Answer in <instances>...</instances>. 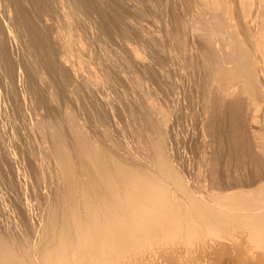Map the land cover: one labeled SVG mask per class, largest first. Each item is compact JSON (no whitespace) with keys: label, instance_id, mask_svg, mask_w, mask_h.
I'll list each match as a JSON object with an SVG mask.
<instances>
[{"label":"rangeland","instance_id":"1","mask_svg":"<svg viewBox=\"0 0 264 264\" xmlns=\"http://www.w3.org/2000/svg\"><path fill=\"white\" fill-rule=\"evenodd\" d=\"M59 1L64 6H66L65 10L67 12V9H68L67 13L70 16H72L71 17L72 20L74 21V19H75V21H74L75 23L73 22V24H75V25L72 28L73 30L71 31V34H72L71 36L75 39L74 34L77 33L76 38H78L79 40L76 39V41L78 40L77 42L79 43L78 44L79 48H81L80 46H82L83 48L85 47V49H88L87 51L85 49L82 50L83 48L78 50V53L80 54L79 58L82 55L81 59H80V62H82V63L79 65V67L81 68L80 71L82 72L84 70L86 73L84 71L82 73H85V75L89 74V72H87V71H90V74L93 73L92 75L96 78L97 82H99V83H98V86H95L91 83V81L87 77H83V76H79V75L73 77L72 76L73 75L72 69H69V68H72V66L69 63L65 64L64 62H62L60 58L58 59V55H57L58 48L55 46V44L53 43L51 38H49L48 41H42L40 39V41L38 42V41H33V39L30 37V35H28V37H25V34H30V33H27L28 31L31 32L32 34L35 33L34 30L36 31V29H39V27H38L39 23H41L40 27H43V25L46 23L43 19L41 20V22H39V19H38V17H39L38 10L43 7V1L42 0H20V2H19V0L13 1V5H15L17 7V11L20 12V8L21 7L23 8L24 11H23L22 15L24 17L26 16V18L30 20V23L28 26L23 25L21 23L20 27H18V28H12L10 26L9 27L10 32L5 28H4L5 29L4 32L0 31V190H1L0 191V237L2 239H4L7 243L11 242V243H8V245L11 244L9 246H11L12 250L15 253L17 252L16 254L18 255L19 259L24 260L23 261L24 263L26 262L25 264H31L32 262L35 264L36 261H37L36 264H41L40 259L42 257V254H39V253L44 254L50 248L53 249V247L57 243L56 241H58V239H59L56 237H59V235L61 234L60 232L62 231V229H60V228H62L61 226L63 224L62 219H61V221L58 219L59 223L57 222V219H55L56 223L54 222L50 226L51 218H52L51 217L52 214L50 213V211L52 208L54 209V207H53L54 205L58 204L61 192L64 191V187H65L64 176L62 175L63 174V171H62L63 166L61 165V158H66L65 159L66 164L70 163V165L68 164L69 166L65 164V168H67L68 170H71V171L74 170V171H72L73 175L75 176L74 181H75L76 186H79L80 185L79 181L82 178V176L80 174L85 173L87 168H84V165H85V163H87L89 161L88 160L89 158L87 156H84V152L86 150V147H88V149L95 147L96 152H99L100 155H99V153H97V154L101 157L102 160H104V162H105L104 166L106 169H110L115 163H118L126 169L134 168V169L144 170V171L154 173L157 169L154 167V169H156V170H154L153 166L150 167L149 165L153 162L155 156L159 157V156L163 155L164 157H166L165 159H167V161L169 162L168 164H170L169 165L170 168H173V171L176 174L178 173L177 176L179 174L181 175V177L183 179L180 177V175L178 176L180 182H182L181 180H183L182 185L185 184L184 187H186V189L188 188L187 190H189L190 192H192V191H193L192 193H196V191L199 192V188H201V191L203 192L202 194L206 198H209V199L214 197V196L217 197V195L222 196V195H224L223 193H231V194L234 193L233 195L237 196L239 199L236 198V201H237L236 204L233 203L234 206H232V207H233V209L235 208V210H233V209L230 210L233 215H230V217L220 220L218 222L219 224L213 223V224H210V226L204 225V227H203V225H200L196 229L197 233L195 232L194 235H191L193 233H190V234L189 233H183V234H180L179 236H177L176 238L171 239L172 241L169 239H164L161 236H157V235L152 236V235L146 234L144 236H140V238L137 239L138 241L136 240V244H132L133 246L132 245L125 246L124 249H126V250H125V252L123 251L124 253L123 252L115 253L116 256H115V254H113V256L110 258L101 257L99 259H96L94 263L105 264V262H106V264H111V263L112 264H114V263L120 264V262L127 260L128 264H264V246H263L264 245V236H263L264 235V232H263L264 231V221L262 223L261 222L259 223L260 224L259 229H258L259 231L256 232L258 235H255V236L252 235L253 227L251 226V225L257 224V221L261 220L262 216H264V212L262 211V210H264L262 208V207H264L263 206L264 205V203H263L264 202V188H263L264 187V185H263L264 184V166H263V164H264V156H263L264 155V99H263L264 98V93H263L264 89H261V88H264V75H262L264 72V64H263L264 61H262V59L264 60V53H263L264 52V46H263L264 35L262 37V34L264 32L263 27H262L263 32L261 31V26L264 23V19H263L264 18V0H261V1L260 0H237V1H235V0H222V1L221 0H219V1L218 0H202V1L201 0H185V1H183V0H164V1L163 0H154V1L147 0L146 1V0H144V3H142L143 0H136V1L135 0H98V1L92 0L93 2H95V1L101 2L102 1V3H103L102 7H104V9H103L104 13H103L102 17L104 20L102 19V17H100L99 13H97L94 9H91V8L88 9L87 8L88 10H92L93 13H91V11H87V9L82 7V6L78 5V7H77V5L73 2L74 0H59ZM63 1L68 2V4L66 3L67 5H65V3H63ZM103 1H105V2H103ZM130 1H131V3H130ZM168 2H170V3H168ZM217 2H219V3H217ZM238 2H240V3H238ZM104 3H106V4H104ZM230 3H232V4H230ZM11 4L7 0H0V22L4 25V27L8 23V21L10 20V17L13 16V14H14L13 11L11 12V10H13V7ZM251 4H252V6H251ZM74 5H76V7ZM150 5H151V7H150ZM118 6H119V9L121 7L122 8L119 10L116 8ZM138 6H139V8H138ZM220 6L222 9L220 8ZM8 7L11 9L9 11L11 13H9V14L6 13L7 11H5V8L9 9ZM70 7L71 8L75 7L77 9H74V11H73V10H71ZM110 7L112 9H110ZM83 8L86 10H83ZM133 8L136 10H134ZM218 8L220 10H218ZM113 9H116V10H113ZM127 9L129 12L127 11ZM138 9H140V10H138ZM110 11L111 12L114 11V13L113 12L110 13ZM119 11H120V13H119ZM219 11H220V13H219ZM116 12L119 13V16ZM238 13H239V15H238ZM248 13H250V14L248 15ZM20 14H21V12H20ZM112 14H114L115 16L113 17ZM116 14H117V16H116ZM131 14H132V16H131ZM74 15H76V16L74 17ZM133 15H135V16H133ZM170 15H172V16H170ZM152 16H153V18H152ZM223 16H225V17H223ZM73 17H74V19H73ZM77 17H79V18H77ZM112 17L113 18L121 17V19L123 20V23L125 22L126 24L124 23L125 24L124 25L122 23L123 28H121L122 24L120 25V28H119L118 26H116L115 24L110 22V21H113ZM92 18H95V19H92ZM144 18L145 19L147 18V19L145 20ZM242 18H243V20H242ZM79 19H81V20L79 21ZM85 19H86V21H85ZM191 19H193V20H191ZM260 19L262 20V22ZM215 20H219V21L217 22ZM231 20H233V21H231ZM103 21H106V23L109 22V23H107L108 25L112 24L113 26H116L118 28H116V27L114 28L112 25H110V26H112V28L110 27L112 29L110 34L108 32H104L102 30V26L104 24ZM237 21H239V22H237ZM200 23H202V24H200ZM176 24H178V25L176 26ZM232 25H235V26H232ZM249 25H251V26H249ZM75 26H77V27H75ZM152 27H154V28H152ZM136 28H139V29H136ZM148 28H150V29H148ZM213 28L214 29L216 28V30H214ZM235 28H236V30H235ZM255 28H256V30H255ZM75 29L78 30V32L73 33L74 31H76ZM153 29H155V30H153ZM120 30L121 31L123 30V31L121 32ZM157 30H158V32H157ZM165 30H166V32H165ZM219 30H220V33H219ZM227 30H228V32H227ZM116 31H118V32H116ZM126 31H127V33H125ZM99 32L100 33L102 32L101 35ZM123 32H124V34H122ZM152 32H154V33L152 34ZM212 32H213V34H212ZM260 32L262 33L261 36H260ZM131 33H132V35H131ZM142 33L145 36H143ZM256 33L257 34L259 33V34L257 35ZM121 34H122V36H121ZM126 34H128V36ZM138 34H140V35H138ZM146 34H147V36H146ZM158 35H160V36H158ZM164 35H165V37H164ZM206 35H208V36H206ZM148 36L149 37L151 36V38H149ZM190 36H191V38H190ZM83 37H84V39H83ZM106 37H107V39H106ZM180 37H181V39H180ZM209 37L213 41L210 40ZM122 38H124L125 41ZM154 38L157 40H155ZM222 38L225 40V42L222 40ZM251 38H252V41H251ZM260 38L263 39V42L261 41ZM28 39H29V47L25 46V41ZM135 39H137V40H135ZM148 39H149V41H147ZM109 40H110V42H109ZM229 40H231V41H229ZM103 41L105 43H103ZM150 41L152 42L153 45L156 42L158 43V44L154 45V46L157 45L156 48L153 47V45L151 44ZM159 41H161V42H159ZM259 41H261V42H259ZM86 42H87V44H85ZM122 42H124L125 44ZM226 42L229 44L227 45ZM232 42H234V43H232ZM255 42H258L259 44L257 45V43H255ZM80 43H82V45H80ZM107 43H109V44H107ZM198 43H200V44H198ZM83 44H85V46H83ZM159 44H160V46H159ZM194 44L195 45L197 44V45L195 46ZM218 44H219V46H218ZM220 44H221V46H220ZM100 45H102V46H100ZM214 45H216V46H214ZM252 45H253V47L254 46L255 47L252 48ZM121 46L122 47L124 46V47L122 48ZM233 46H234V48H233ZM133 47H134V51L136 53L138 51L140 52V53L138 52L139 56L135 52H133ZM157 47H159V48H157ZM129 48H130V51L133 52L134 54H136L137 56L133 55V53H130V51L127 52V50H129ZM201 48H203V49H201ZM231 48H233L234 50L233 49L231 50ZM223 49H224V51H223ZM227 49H228V51H227ZM253 49H257L258 51L253 50ZM262 49H263V52H262ZM76 50H77V46L73 45L72 51H76ZM216 50H218V51H216ZM236 52H237V54H236ZM81 53H83V54H81ZM90 53H91V55H90ZM140 54H141V56H140ZM213 54H216V56H213ZM222 54H223V56H222ZM253 54H254V56H253ZM87 55L88 56L90 55V56L88 57ZM225 55H226V57H225ZM117 56H119V57L122 56V57L119 58ZM230 56H231V58H230ZM235 56L237 58L234 59ZM139 57L141 58V60ZM238 57H241L240 58L241 64H238L236 62V60L239 59ZM248 57H249V59L251 57L252 58L249 60ZM117 58H119V59H117ZM158 58H160L159 59L160 61L158 60ZM171 58L173 60H171ZM217 58L219 59V61ZM222 58L225 60L226 64H225V62L222 63L223 62V60L221 61ZM226 58H228V59H226ZM260 58H261V61L259 60ZM253 59L255 60L256 63L254 62ZM123 61H125V62H123ZM137 61H139V62H137ZM250 61H252L254 63H252ZM70 62H71V64L76 65V58H72ZM219 62L222 63L220 66H219V64H220ZM145 63H146V65H145ZM258 63H261L262 65L261 66H260V64L258 65ZM129 64H132V66H130ZM81 65H83V66H81ZM162 65H164L165 67L164 66L162 67ZM84 66L86 68H82ZM127 66H130L131 68H128ZM201 66H202V68H201ZM243 66H244V68H243ZM246 66H247V68H246ZM93 67H94V69L96 68V70L92 69ZM211 67H213V68H211ZM220 67L224 68V69H220ZM132 68H134V69H132ZM203 68H204V70H203ZM175 69H177V71ZM225 69H226V72H225ZM229 69L232 70L233 76H232ZM241 70H242V72H241ZM91 71H92V73H91ZM149 71H151V72H149ZM172 71L174 74L172 73ZM220 71H221V73L225 72L223 74H225L226 76L230 73L231 77H229L230 75L227 76L228 78L225 75L220 77L219 75H223V74L219 73ZM144 73L147 74L148 76L145 75ZM95 74H97V75H95ZM234 75H236V76H234ZM191 76H193V77L190 78ZM215 76H217V77H215ZM134 77L136 80L134 79ZM248 77H250V78H248ZM98 78H99V80H98ZM160 78H162V79H160ZM167 78H170L171 80H169ZM214 78H216V79H214ZM221 78H224V79L221 80ZM218 81L219 82L221 81L220 83H222V84H219ZM223 81H224V83H223ZM255 81H256V83H254ZM135 82H137V83H135ZM233 82H235V83H233ZM248 82H249V84H248ZM139 83H140V86L138 85ZM194 83H197V84H194ZM231 83H233V84H231ZM261 83H263V84H261ZM216 84L219 86L216 87L217 86ZM227 84H230V85H227ZM237 84H238V86H236ZM152 85H153V87H152ZM262 85H263V87H262ZM176 86H177V88H176ZM134 87H135V89H134ZM229 87H232V89L230 88V90H228ZM141 88H143V89H141ZM159 88H161V90ZM165 88H167V89L165 90ZM181 88H183V89H181ZM212 88H213V90L215 88V90L213 91ZM216 88H219V90ZM220 88H223V90ZM177 89H178V91H177ZM225 90H226V94L224 93ZM232 90L234 92H232ZM160 92H162V93H160ZM200 92L202 93L201 96H200ZM227 92H228V94H227ZM212 93H214V97H215V98H213L214 100L212 99L213 101L210 100L213 97ZM148 96H150V97H148ZM181 96H182V99L184 98L183 101L181 99ZM104 97H106V98H104ZM141 97H142V100H144V99L146 100V101H143L144 104L142 101H140ZM149 98L151 100H149ZM226 98L229 100H227ZM154 99L155 100L158 99V100L155 101ZM217 99H218V101L220 100L221 102L220 101L217 102ZM222 99H225L226 101L225 100L223 101ZM233 99H234V101H233ZM262 99H263V101H262ZM147 100H149V102ZM152 100H154L153 102L155 104L152 102ZM102 101L103 102L105 101L107 103L104 102L105 104H103ZM99 102H100V104L98 105ZM150 102H152V103H150ZM190 102L192 104H190ZM197 102H198V104H197ZM216 102H217V104L220 103L221 109H219L220 107L217 108ZM91 103H92V105H91ZM94 103H95V105H94ZM182 103H184V104H182ZM40 104H42V105H40ZM106 104H107V106H105ZM93 105H94V107H93ZM145 105H149L150 108H149V106L146 107ZM208 105H209V108H208ZM142 106H144V107H142ZM235 106L238 108V110L235 108ZM261 106H263V107H261ZM107 107H108V109H107ZM138 107H139V109L141 108L140 110L138 109L139 111L137 110ZM153 107H154V109H153ZM142 108L143 109L147 108L148 110L144 109L146 111L144 113V110ZM204 108H206V111H209L210 113H208V112L206 114H205V112L203 113V111L205 110ZM207 108H208V110H207ZM35 109H36V111H35ZM94 109H95V111H93ZM149 109H150V111L156 110L157 113H159V114L161 113V115L157 114L155 111L150 112ZM157 109H159V110H157ZM214 109H217V110L219 109L218 113L216 112L217 110H214ZM222 109L223 110L225 109L226 111L224 110V113H223ZM240 109H241V111H239ZM248 109H249V111H248ZM235 110H236V112H235ZM128 111H130V112H128ZM214 111H215V113H213V115L214 116L216 115L215 117L217 118V120L220 121V122L218 121L219 122L218 125H217V122L215 121L216 118L212 117L213 115H211L212 112H214ZM219 111H221L223 114H221V112H219ZM91 112H93V113H91ZM139 112H142L141 114L143 115V117H142V115L139 114ZM154 112H155V114H154ZM253 112L254 113L256 112V114H254ZM259 112H261V113H259ZM91 114H94V117H92ZM135 114L137 116L139 115L140 117L139 116H138L139 118L137 116L135 117ZM208 114L211 115V119H213V120H211V119L210 120L212 122H214L213 124L209 120L210 116ZM218 114H221V116H219ZM95 115H96V117H98V119L95 117ZM144 115H145V118H144ZM147 115H149L150 117ZM204 115H206L207 117ZM226 115H229V116H226ZM240 115L243 117V119ZM66 116L69 119H67ZM177 116H179V117H177ZM204 117L206 118L205 120H204ZM245 117H247V118H245ZM75 118H77V119H75ZM147 118H148V123H147ZM174 118H176V119H174ZM236 118H237V121H236ZM131 119H133L134 121L133 120L131 121ZM150 119H152V120H150ZM158 119H159V121H158ZM201 119H203V121ZM240 119H241V121H239ZM250 119H253V120L250 121ZM257 120H258V122H256ZM70 121H71V123H70ZM76 121H77V123H76ZM139 121L140 122L143 121V123L141 122L142 126H141V123ZM160 121L165 123V124L163 123L165 127H163V124ZM166 121H168V122H166ZM137 122L141 128L146 127L148 129H150L151 131L148 129H144L145 131L142 130L143 128L141 129L139 127V125H137ZM159 122H160V124H159ZM192 122H194V123H192ZM237 122H239V123L237 124ZM78 123H79V125H75ZM83 123H84V125H83ZM144 123L146 125H143ZM70 124L72 125V127H69ZM95 124L97 125V128H96ZM98 124L100 125V127ZM175 124L177 126H175ZM201 124H204V125L206 124L205 126H207V124H208L209 129L207 130L208 127H205L204 125H202V127L204 126L202 128ZM73 125H74V127H73ZM101 125H102V127H101ZM129 125H131V126H129ZM148 125H150V126H148ZM170 125H172V126H170ZM196 125H198V126H196ZM248 125H250V126H248ZM75 126H77L76 127L77 129L75 128ZM78 126L79 127L81 126V127L79 128ZM103 126H104V128H103ZM105 126H106V129H105ZM253 126H254V128H253ZM98 127H99V129L100 128H102V129L99 130ZM109 127L112 129V131ZM149 127H152V128H149ZM157 127H159L160 129ZM162 127L164 128V130ZM153 128H154V131H153ZM156 128L158 129V131H156ZM217 128H218V130H217ZM89 129L91 130L90 131L91 133L93 132L92 134L89 132V134H91L93 136V138H94L93 134H95V137L97 139L96 138L91 139L92 138L91 135L89 137H87L89 135L87 130H89ZM103 129H104V131H103ZM185 129H186V131H185ZM203 129L206 131H204ZM81 130H83V132ZM160 130H161V132H159ZM219 130H222V131H219ZM207 131H208V133H207ZM210 131L212 132V136L210 134L211 133ZM214 131H215V133L216 132H218V133H216L214 135ZM104 132H106V133H104ZM111 132H112V134H111ZM152 132L155 133L156 135L153 134ZM162 132H164V134ZM166 132H168V133H166ZM219 132H221V133H219ZM113 133H114V135H113ZM133 133L137 137H134L135 135ZM143 133L145 134V136L143 135ZM151 133L153 135H151V137H149ZM205 133H207V134H205ZM131 134H133V136ZM139 134H141V135H139ZM202 134H204V136ZM221 134L223 137L221 136ZM142 135L144 138H146L145 140L142 137ZM165 135H167V138ZM205 135H206V137H205ZM74 136H77V138ZM116 136L118 138H116ZM210 136H211V138H209ZM214 136H216L215 140H213ZM106 137H107V139H106ZM259 137H261V138L259 139ZM83 138H85V140ZM87 138L88 139L90 138L91 140H86ZM98 138L99 139L103 138V139H100L102 145L99 144L100 141ZM154 138H155L156 142L154 141V143H153ZM158 138H160V139H158ZM163 138H165L164 140H166V142H164ZM221 138H223V139H221ZM81 139H83V141L85 143H83V141H81ZM204 139H206V140H204ZM209 139L213 140L214 142L213 141L210 142ZM95 140L99 141L98 144ZM143 140L146 143L149 142V143H153V144H149V143L146 144ZM169 140H170V142H169ZM216 140H217V142H216ZM86 141H88V142L86 143ZM90 141L91 142L93 141L94 143L92 142V144H90L91 143ZM117 141L122 143V145L118 144ZM108 142L109 143L112 142L111 143L112 146H111V144H109L110 146L109 145L107 146L105 144V143L108 144ZM230 142H232V143H230ZM238 142H239V144H238ZM36 143H37V145H36ZM76 143H78V146L76 145ZM214 143H216V144H214ZM254 143L256 145H254ZM257 143L258 144L260 143V144L258 145ZM93 144H95V145H93ZM141 144H142V146H140ZM161 144H162V146H161ZM249 144L250 145L252 144V146H250ZM33 145L37 148H35ZM90 145H92V146H90ZM99 145H101V146H99ZM134 145H137V146L134 147ZM150 145H151V147H150ZM216 145H217V147L219 146V149H217ZM64 146H66V147H64ZM79 146L81 148H79ZM84 146H86V147H84ZM102 146H104V147H102ZM128 146H129V148H128ZM138 146H139V148H138ZM147 146H149L152 149V152L149 149V147H147ZM165 146L166 147L168 146L169 148L168 147L166 148ZM196 146H197V148H196ZM253 146H256V148ZM45 147L48 149H46ZM77 147H78V149H76ZM143 147H144V149L145 148L147 149L146 153H144L146 149L144 150ZM154 147H155V149H154ZM156 147H158L159 149L158 148L156 149ZM111 148L114 150V152ZM97 149L98 150L100 149V151H97ZM238 149H240V150H238ZM33 150H36V151H33ZM54 150H56V151L58 150V151L56 152ZM65 150L67 152H69L71 150L70 151L71 153L69 152V154H68ZM160 150H162V151L159 152ZM215 150L218 152H216ZM31 151H33V153ZM63 151L66 152L68 155L64 154ZM103 151H104V153H103ZM198 151H200V152H198ZM36 152H37V154H36ZM126 152H127V154H126ZM166 152L168 154H166ZM247 152L250 153L252 156L250 154H248ZM114 153L116 154V156ZM122 153H124V154H122ZM150 153H151V155H150ZM158 153H160V154H158ZM200 153L202 156H200ZM32 154H34V155H32ZM156 154H158L159 156ZM211 154L214 157H212ZM65 155H67V156L65 157ZM103 155H105V159H103L104 158ZM111 155L113 157H110ZM77 156L80 158H78ZM106 156H108L110 160L107 159L108 157L106 158ZM117 157H118V159H117ZM242 157L244 160L242 159ZM68 158H71L72 161H69L71 159H68ZM75 158H77V159H75ZM112 158L114 159L113 161H112ZM133 158L134 159L136 158L138 160H136V159L134 160ZM152 158H153V160H152ZM168 158H170V159H168ZM58 159L60 162H57ZM78 159H79V161H78ZM131 159H133L134 161ZM142 159H143V161H142ZM146 159L149 161H147ZM36 160H38V161H36ZM49 160H51V161H49ZM76 160L78 161V163H75ZM123 160L125 161V164H124ZM214 160H216V161H214ZM227 160H229V161H227ZM248 160H250V161H248ZM140 161H142V162H140ZM244 161H246V162H244ZM35 162H37V163H35ZM71 162H73V163H71ZM137 162H139V165ZM251 162H253V163H251ZM259 162H261V163L259 164ZM82 163H83V165H82ZM171 163L173 164V166L171 165ZM232 163H234V164H232ZM239 163L241 165H239ZM77 164H79L78 166L81 169H83L84 172H82V170L77 166ZM147 164H149V165H147ZM75 165H76V167H75ZM259 165H261V166H259ZM72 166H74V167H72ZM200 166H201V168H199ZM229 166H231V167L229 168ZM146 167H148L147 168L148 170L145 169ZM33 168H34V170H33ZM149 169H152V170H149ZM218 170H220V171H218ZM76 171H78L80 173L79 176H81V177L78 176V172L76 173ZM248 171H249V173H248ZM206 172H207V174H206ZM53 173H54V175H53ZM93 173L96 175L98 174L97 172H93ZM17 176H19V177H17ZM211 178L212 179L214 178V179L212 180ZM220 178L222 181L220 180ZM223 178H224V180H223ZM242 178H243V180H242ZM6 179H8V180H6ZM22 179H24V180H22ZM195 179H196V181H195ZM37 181H39V182L37 183ZM224 181H226V182H224ZM213 182H216V183H213ZM232 182H235V183H232ZM187 183L190 185H188ZM225 183L227 184L226 186H224ZM236 184H237V186H236ZM175 187H177V186H175ZM253 187H254V190H253ZM189 188H191L192 191ZM223 188L226 191L223 190ZM15 189H17V190H15ZM179 189H182V188H179ZM239 189H241V190H239ZM244 189H246L247 192ZM227 190L228 191L230 190V191L228 192ZM235 190H237V192H235ZM248 190H249V192H248ZM257 190H259V191L255 192ZM18 191H20V192H18ZM222 191H224V192H222ZM243 191H245V192H243ZM213 192H216L217 195H214L215 193L212 195ZM239 192L240 193L242 192L243 195H242V193L240 195ZM250 192H252V193H250ZM260 192L263 195V197L260 196L261 195ZM30 193H31V195H30ZM247 193H249L248 197H247ZM244 194H245V196H244ZM250 195H251V197H250ZM35 199H37V200H35ZM247 199L248 200L250 199V201H248ZM260 199H261V201H260ZM55 200H56V202H55ZM11 203H12V205H11ZM13 203H14V205H13ZM258 203H260V204H258ZM250 205H251V207H250ZM36 206L38 208H36ZM45 207H48V209ZM248 207H250V208H248ZM239 208L242 209L244 212H247L249 214L252 212L253 214L251 213L249 215L246 213L247 214L246 215ZM237 209H239V211ZM13 210H15V211H13ZM233 212H236L239 215L237 216L236 213H235L236 215H234ZM242 213H244L243 216L240 215ZM258 213H259V215H258ZM255 214H257V215H255ZM232 216L233 217L236 216V217L232 218ZM246 216H248V217H246ZM249 216L250 217L255 216V217H254V219H252ZM258 216H261V217H258ZM46 217H47V219L48 218H50V219L47 220ZM57 218H59V215H57ZM240 218H241V220H240ZM242 218H243V220H242ZM259 218H261V219H259ZM254 220H256V221H254ZM43 221H45V222H43ZM46 223H47V225H46ZM247 224H249V225H247ZM222 225L225 226V227H223L224 231L222 230V227H221ZM234 225H235V227H234ZM59 226H60V228H59ZM246 226H248V227H246ZM34 227H36L37 230ZM47 227H49V228H47ZM55 227H56L57 231L54 230ZM226 227H227L228 231H226L227 230V229H225ZM57 228H59V230ZM200 228H202V229H200ZM231 228H233V230ZM52 230H54L55 233ZM206 230H207V232H206ZM250 230H252V233ZM41 231H42L43 235L40 233ZM199 231H200V233H199ZM3 232L7 233V235H5ZM57 232H58V234H57ZM214 232H215V234H213ZM3 234H4V236H3ZM16 234H18V235H16ZM51 234L53 235V237ZM229 234H230V236H229ZM242 234H243V236H241ZM219 235H220V238H219L220 241L218 239ZM226 235H228V236H226ZM245 236H246V238H245ZM54 237H55V239H54ZM38 238H39V240H42V238H44V239L42 241H39ZM215 238H217V239H215ZM45 239L48 242H46ZM142 239H143V241H142ZM149 240L150 241L152 240V241L150 242ZM238 240H239V242H238ZM240 240L241 241L243 240L244 243L246 242L245 244L248 243L247 246L244 243H240L241 242ZM154 241L156 243H154ZM217 241H218V243H217ZM138 242H140V243H138ZM199 242H200V244H199ZM43 243H45V244H43ZM144 243H146V244H144ZM189 243H190V245H189ZM239 243H240V246H238ZM250 243H251V245H249ZM241 244L245 245V246L243 245V248L245 247L246 251L241 248V246H242ZM40 245H41V247H40ZM140 245H142V246H140ZM143 245H144V247H143ZM246 247L249 250L248 253H250L248 255L243 254V251H244V253L245 252L247 253ZM43 248H45L46 250L48 249V250L46 251ZM41 249H43L44 251H42ZM135 249H136V251H134ZM36 251H38V252H36ZM127 251H128V253H126ZM241 251H242V253H241ZM161 253H163V254H161ZM20 254H21V256H20ZM117 255L120 258L117 257ZM124 255H126V256L124 257ZM22 258H24V259H22ZM112 260H113V262H112ZM121 260H123V261H121ZM27 261L28 262L30 261V263H28ZM116 261H118L119 263ZM74 264H81V263H74Z\"/></svg>","mask_w":264,"mask_h":264},{"label":"bare ground","instance_id":"2","mask_svg":"<svg viewBox=\"0 0 264 264\" xmlns=\"http://www.w3.org/2000/svg\"><path fill=\"white\" fill-rule=\"evenodd\" d=\"M11 5H12V7H13V10H11L9 7V9H6L5 8V11H7L6 13H11L12 11H13V16H11L10 17V20L8 21V23L5 25V27H4V25L0 22V31L1 32H4L5 31V29H7L9 32H10V30H9V27L11 26L12 28H18V27H20V24L22 23L23 25H29V23H30V20L29 19H27L26 18V16L24 17L22 14H23V8L21 7L20 8V12H21V14H20V12L19 11H17V7L15 6V5H13V1L14 0H7ZM43 1V7L41 8V9H39L38 10V15H39V17H38V19H39V22H41V20L43 19L45 22V24L43 25V27H40V24L41 23H39V25H38V27H39V29H36V31L34 30V32L35 33H31V32H27V33H30V34H25V37H28V35H30V37L33 39V41H40V39L42 40V41H48L49 40V38H51L52 39V41H53V43L55 44V46L58 48V53H57V55H58V59L60 58L61 59V61L62 62H64L65 64H70L71 66H72V68H69V69H72V76L73 77H75V76H83V77H87L90 81H91V83L93 84V85H95V86H98V83L99 82H97V80H96V78L92 75L93 73H92V71H91V73L92 74H90V71H87V72H89V74H86L85 75V73H82L81 71H80V67H79V65L82 63V62H80V59H81V56H80V58H79V53H78V50L79 49H81V48H83L82 46H80L81 48H79V43L77 42L79 39L78 38H76V34H74L75 35V39L71 36L72 34H71V31L73 30L72 28L74 27V25L75 24H73V22L75 21V19H74V17L76 16V15H74V17H73V19H74V21L72 20V16H70L67 12H68V9H67V12H66V10H65V7L66 6H64L59 0H42ZM94 1V0H93ZM92 0H74L73 2L77 5V7H78V5L79 6H82V7H84V8H91V9H94L97 13H99V15H100V17H102L103 16V9H104V7H102L103 5V3H102V1L100 2H96V1H98V0H96L95 2H93ZM136 1V0H135ZM147 1V0H146ZM152 1H154V0H152ZM164 1V0H163ZM183 1H185V0H183ZM202 1V0H201ZM219 1V0H218ZM222 1V0H221ZM235 1H237V0H235ZM261 1V0H260ZM259 1V2H260ZM19 2H20V0H19ZM103 2H105V1H103ZM122 2V1H121ZM204 2V1H203ZM202 2V3H203ZM225 2V1H224ZM227 2V1H226ZM248 2V1H247ZM255 2V1H254ZM63 3H65V5H67L68 4V2H64L63 1ZM67 3V4H66ZM120 3V2H119ZM130 3H131V1H130ZM138 3V2H137ZM142 3H144V0H143V2ZM168 3H170V2H168ZM182 3V2H181ZM217 3H219V2H217ZM238 3H240V2H238ZM250 3V2H249ZM2 4V3H1ZM73 4V3H72ZM104 4H106V3H104ZM191 4V3H190ZM207 4V3H206ZM213 4V3H212ZM228 4V3H227ZM230 4H232V3H230ZM235 4V3H234ZM76 5H74L75 7H76ZM152 5V4H151ZM151 5H150V7H151ZM197 5V4H196ZM229 5V4H228ZM227 5V6H228ZM105 6V5H104ZM127 6V5H126ZM137 6V5H136ZM186 6V5H185ZM198 6V5H197ZM196 6V7H197ZM202 6V5H201ZM251 6H252V4H251ZM261 6V5H260ZM73 7V6H72ZM71 8V10H73L74 11V9H77V8ZM106 7V6H105ZM113 7V6H112ZM115 7V6H114ZM142 7V6H141ZM178 7V6H177ZM206 7V6H205ZM214 7V6H213ZM218 7V6H217ZM242 7V6H241ZM80 8V7H79ZM83 8V10H86V9H84ZM117 9H119V6L118 7H116ZM122 8V7H121ZM120 8V9H121ZM127 8V7H126ZM138 8H139V6H138ZM143 8V7H142ZM145 8V7H144ZM183 8V7H182ZM220 8H221V6H220ZM234 8V7H233ZM236 8V7H235ZM248 8V7H247ZM87 9V11H91V13H93L92 12V10H88ZM110 9H112L111 7H110ZM119 9V10H120ZM130 9V8H129ZM132 9V8H131ZM134 9V8H133ZM141 9V8H140ZM140 9H138V10H140ZM177 9V8H176ZM222 9V8H221ZM243 9V8H242ZM11 10V12H9ZM42 10V11H41ZM82 10V9H81ZM113 10H116V9H113ZM124 10V9H123ZM134 10H136V9H134ZM137 10V11H138ZM146 10V9H145ZM210 10V9H209ZM218 10H220L219 8H218ZM248 10V9H247ZM40 11V12H39ZM70 11V10H69ZM76 11V10H75ZM127 11H128V9H127ZM184 11V10H183ZM195 11V10H194ZM212 11V10H211ZM215 11V10H214ZM263 11V10H262ZM72 12V11H71ZM70 12V13H71ZM113 13H114V11H112ZM111 11H110V13H112ZM118 12V11H117ZM116 12V13H117ZM129 12V11H128ZM131 12V11H130ZM173 12V11H172ZM185 12V11H184ZM237 12V11H236ZM76 13V12H75ZM90 13V12H89ZM119 13H120V11H119ZM119 13H117L118 14V16H119ZM125 13V12H124ZM135 13V12H134ZM144 13V12H143ZM160 13V12H159ZM219 13H220V11H219ZM222 13V12H221ZM231 13V12H230ZM117 14H116V16H117ZM128 14V13H127ZM182 14V13H181ZM216 14V13H215ZM218 14V13H217ZM244 14V13H243ZM247 14V13H246ZM250 13H248V15H249ZM252 14V13H251ZM88 15V14H87ZM98 15V16H99ZM122 15V14H121ZM125 15V14H124ZM185 15V14H184ZM224 15V14H223ZM237 15V14H236ZM238 15H239V13H238ZM245 15V14H244ZM262 15V14H261ZM112 16L114 17L115 15L114 14H112ZM131 16H132V14H131ZM133 16H135V15H133ZM155 16V15H154ZM170 16H172V15H170ZM182 16V15H181ZM235 16V15H234ZM241 16V15H240ZM246 16V15H245ZM82 17V16H81ZM112 17V20L113 21H110L111 23H113V24H115L116 26H118L119 28H120V25L123 23V20L121 19V17H115V18H113ZM124 17V16H123ZM141 17V16H140ZM139 17V18H140ZM156 17V16H155ZM163 17V16H162ZM212 17V16H211ZM223 17H225V16H223ZM77 18H79V17H77ZM152 18H153V16H152ZM213 18V17H212ZM241 18V17H240ZM256 18V17H255ZM260 18V17H259ZM92 19H95V18H92ZM102 19H103V17H102ZM111 19V18H110ZM109 19V20H110ZM145 19V18H144ZM143 19V20H144ZM147 19V18H146ZM145 19V20H146ZM173 19V18H172ZM211 19V18H210ZM229 19V18H228ZM232 19V18H231ZM262 19V18H261ZM260 19V20H261ZM264 19V18H263ZM81 19H79V21H80ZM83 20V19H82ZM104 20V19H103ZM141 20V19H140ZM144 20V21H145ZM154 20V19H153ZM156 20V19H155ZM181 20V19H180ZM183 20V19H182ZM191 20H193V19H191ZM200 20V19H199ZM205 20V19H204ZM235 20V19H234ZM237 20V19H236ZM239 20V19H238ZM242 20H243V18H242ZM254 20V19H253ZM49 21V22H48ZM85 21H86V19H85ZM131 21V20H130ZM151 21V20H150ZM173 21V20H172ZM206 21V20H205ZM215 21H219V20H215ZM221 21V20H220ZM231 21H233V20H231ZM230 21V22H231ZM247 21V20H246ZM104 22V24H103V26H102V30L104 31V32H108L109 34H110V32L112 31V24H110V25H112V26H110V25H108L107 23H109V22H107L106 23V21H103ZM102 22V23H103ZM153 22V21H152ZM163 22V21H162ZM166 22V21H165ZM179 22V21H178ZM177 22V23H178ZM237 22H239V21H237ZM261 22H262V20H261ZM75 23V22H74ZM80 23V22H79ZM82 23V22H81ZM84 23V22H83ZM91 23V22H90ZM101 23V22H100ZM106 23V24H105ZM125 23V22H124ZM123 23V24H124ZM157 23V22H156ZM222 23V22H221ZM241 23V22H240ZM245 23V22H244ZM86 24V23H85ZM123 24L121 25V28H123L122 26H123ZM126 24V23H125ZM124 24V25H125ZM137 24V23H136ZM145 24V23H144ZM200 24H202V23H200ZM233 24V23H232ZM239 24V23H238ZM259 24V23H258ZM78 25V24H77ZM93 25V24H92ZM129 25V24H128ZM134 25V24H133ZM146 25V24H145ZM150 25V24H149ZM178 24H176V26H177ZM207 25V24H206ZM209 25V24H208ZM224 25V24H223ZM248 25V24H247ZM262 25V24H261ZM260 25V26H261ZM263 25H264V23H263ZM261 26V31H262V27H263V29H264V26ZM95 26V25H94ZM116 26H113L114 28L116 27ZM148 26V25H147ZM152 26V25H151ZM157 26V25H156ZM159 26V25H158ZM202 26V25H201ZM217 26V25H216ZM232 26H235V25H232ZM249 26H251V25H249ZM258 26V25H257ZM75 27H77V26H75ZM87 27V26H86ZM92 27V26H91ZM111 27V28H110ZM118 27H116V28H118ZM137 27V26H136ZM170 27V26H169ZM179 27V26H178ZM206 27V26H205ZM220 27V26H219ZM5 28V29H4ZM94 28V27H93ZM96 28V27H95ZM133 28V27H132ZM152 28H154V27H152ZM210 28V27H209ZM212 28V27H211ZM217 28V27H216ZM216 28L214 29V30H216ZM221 28V27H220ZM238 28V27H237ZM251 28V27H250ZM258 28V27H257ZM87 29V28H86ZM89 29V28H88ZM136 29H139V28H136ZM148 29H150V28H148ZM166 29V28H165ZM178 29V28H177ZM185 29V28H184ZM76 30V29H75ZM117 30V29H116ZM153 30H155V29H153ZM152 30V31H153ZM170 30V29H169ZM201 30V29H200ZM213 30V31H214ZM235 30H236V28H235ZM240 30V29H239ZM255 30H256V28H255ZM114 31V30H113ZM121 31V30H120ZM123 31V30H122ZM121 31V32H122ZM125 31V30H124ZM148 31V30H147ZM207 31V30H206ZM211 31V30H210ZM224 31V30H223ZM258 31V30H257ZM256 31V32H257ZM75 32H78V30H76V31H74L73 33H75ZM97 32V31H96ZM116 32H118V31H116ZM157 32H158V30H157ZM165 32H166V30H165ZM176 32V31H175ZM182 32V31H181ZM201 32V31H200ZM227 32H228V30H227ZM230 32V31H229ZM263 32V31H262ZM95 33V32H94ZM100 33V32H99ZM102 33V32H101ZM101 33H100V35H101ZM107 33V34H108ZM125 33H127V31L125 32ZM139 33V32H138ZM154 32H152V34H153ZM161 33V32H160ZM168 33V32H167ZM205 33V32H204ZM219 33H220V30H219ZM233 33V32H232ZM238 33V32H237ZM81 34V33H80ZM97 34V33H96ZM105 34V33H104ZM103 34V35H104ZM122 34H124V32L122 33ZM122 34H121V36H122ZM130 34V33H129ZM156 34V33H155ZM192 34V33H191ZM208 34V33H207ZM212 34H213V32H212ZM235 34V33H234ZM257 34V33H256ZM259 34V33H258ZM257 34V35H258ZM261 32H260V36H261ZM73 35V36H74ZM106 35V34H105ZM127 36H128V34H126ZM131 35H132V33H131ZM138 35H140V34H138ZM142 35H143V33H142ZM166 35V34H165ZM165 35H164V37H165ZM242 35V34H241ZM263 35H264V32H263V34H262V37H263ZM93 36V35H92ZM99 36V35H98ZM134 36V35H133ZM143 36H145V35H143ZM146 36H147V34H146ZM158 36H160V35H158ZM206 36H208V35H206ZM254 36V35H253ZM81 37V36H80ZM116 37V36H115ZM118 37V36H117ZM135 37V36H134ZM149 37V36H148ZM147 37V38H148ZM167 37V36H166ZM179 37V36H178ZM230 37V36H229ZM238 37V36H237ZM258 37V36H257ZM82 38V37H81ZM94 38V37H93ZM109 38V37H108ZM149 38H151V36L149 37ZM153 38V37H152ZM159 38V37H158ZM173 38V37H172ZM190 38H191V36H190ZM210 38V37H209ZM255 38V37H254ZM76 39H78L77 41H76ZM83 39H84V37H83ZM96 39V38H95ZM102 39V38H101ZM106 39H107V37H106ZM116 39V38H115ZM123 40H124V38H122ZM133 39V38H132ZM155 39V38H154ZM180 39H181V37H180ZM187 39V38H186ZM230 39V38H229ZM238 39V38H237ZM261 39V38H260ZM259 39V40H260ZM103 40V39H102ZM122 40V41H123ZM128 40V39H127ZM135 40H137V39H135ZM142 40V39H141ZM151 40V39H150ZM155 40H157V39H155ZM210 40H212L211 38H210ZM222 40L225 42V40L222 38ZM228 40V39H227ZM239 40V39H238ZM245 40V39H244ZM83 41V40H82ZM95 41V40H94ZM101 41V40H100ZM108 41V40H107ZM115 41V40H114ZM121 41V40H120ZM125 41V40H124ZM147 41H149V39L147 40ZM163 41V40H162ZM166 41V40H165ZM176 41V40H175ZM213 41V40H212ZM222 41V42H223ZM229 41H231V40H229ZM251 41H252V38H251ZM261 41L263 42V39H261ZM261 41H259V42H261ZM50 42V41H49ZM81 42V41H80ZM96 42V41H95ZM109 42H110V40H109ZM118 42V41H117ZM131 42V41H130ZM134 42V41H133ZM136 42V41H135ZM151 42V41H150ZM159 42H161V41H159ZM210 42V41H209ZM221 42V41H220ZM235 42V41H234ZM234 42H232V43H234ZM83 43V42H82ZM82 43H80V45H82ZM103 43H105L104 41H103ZM122 43H124V42H122ZM139 43V42H138ZM193 43V42H192ZM227 43V42H226ZM236 43V42H235ZM255 43H257V45L259 44L258 42H255ZM85 44H87V42L85 43ZM85 44H83V46H85ZM107 44H109V43H107ZM121 44V43H120ZM125 44V43H124ZM123 44V45H124ZM151 44H152V42H151ZM155 44H158L157 42L155 43ZM154 44V45H155ZM198 44H200V43H198ZM214 44V43H213ZM212 44V45H213ZM217 44V43H216ZM229 43H227V45H228ZM261 44V43H260ZM73 45L74 46H77V50L76 51H72V47H73ZM98 45V44H97ZM117 45V44H116ZM133 45V44H132ZM153 45V44H152ZM153 45V47L154 48H156V46H154ZM164 45V44H163ZM175 45V44H174ZM195 45V44H194ZM197 45V44H196ZM195 45V46H196ZM209 45V44H208ZM251 45V44H250ZM25 46H27V47H29V39L28 40H26L25 41ZM99 46V45H98ZM100 46H102V45H100ZM114 46V45H113ZM119 46V45H118ZM129 46V45H128ZM138 46V45H137ZM159 46H160V44H159ZM167 46V45H166ZM169 46V45H168ZM181 46V45H180ZM205 46V45H204ZM214 46H216V45H214ZM218 46H219V44H218ZM220 46H221V44H220ZM225 46V45H224ZM263 46H264V44H263ZM107 47V46H106ZM120 47V46H119ZM122 47V46H121ZM124 47V46H123ZM122 47V48H123ZM130 47V46H129ZM151 47V46H150ZM172 47V46H171ZM201 47V46H200ZM228 47V46H227ZM255 47V46H254ZM253 47V45H252V48H254ZM88 48V47H87ZM100 48V47H99ZM121 48V49H122ZM157 48H159V47H157ZM168 48V47H167ZM182 48V47H181ZM193 48V47H192ZM233 48H234V46H233ZM233 48H231V50L233 49ZM85 49V47L82 49V50H84ZM136 49V48H135ZM166 49V48H165ZM201 49H203V48H201ZM200 49V50H201ZM236 49V48H235ZM86 51L88 50V49H85ZM114 50V49H113ZM112 50V51H113ZM120 50V49H119ZM118 50V51H119ZM127 50V49H126ZM197 50V49H196ZM209 50V49H208ZM230 50V51H231ZM234 50V49H233ZM247 50V49H246ZM253 50H257V49H253ZM130 51V48H129V50H127V52H129ZM151 51V50H150ZM149 51V52H150ZM216 51H218V50H216ZM223 51H224V49H223ZM227 51H228V49H227ZM249 51V50H248ZM258 51V50H257ZM82 52V51H81ZM85 52V51H84ZM90 52V51H89ZM133 52H135L134 51V47H133ZM133 52H131L130 51V53H133ZM139 52V51H138ZM138 52L136 53L137 55H138ZM158 52V51H157ZM215 52V51H214ZM213 52V53H214ZM251 52V51H250ZM262 52H263V49H262ZM87 53V52H86ZM140 53V52H139ZM153 53V52H152ZM216 53V52H215ZM219 53V52H218ZM217 53V54H218ZM221 53V52H220ZM255 53V52H254ZM259 53V52H258ZM264 53V52H263ZM81 54H83V53H81ZM88 54V53H87ZM114 54V53H113ZM112 54V55H113ZM122 54V53H121ZM136 54H134L133 53V55H136ZM164 54V53H163ZM177 54V53H176ZM236 54H237V52H236ZM252 54V53H251ZM257 54V53H256ZM260 54V53H259ZM90 55H91V53H90ZM89 55V56H90ZM136 55V56H137ZM156 55V54H155ZM162 55V54H161ZM172 55V54H171ZM220 55V54H219ZM231 55V54H230ZM88 56V55H87ZM88 56V57H89ZM114 56V55H113ZM123 56V55H122ZM122 56H120V57H122ZM139 56V55H138ZM140 56H141V54H140ZM170 56V55H169ZM213 56H216V54H213ZM221 56V55H220ZM219 56V57H220ZM222 56H223V54H222ZM234 56V55H233ZM253 56H254V54H253ZM258 56V55H257ZM117 57H119V56H117ZM119 57V58H120ZM134 57V56H133ZM163 57V56H162ZM191 57V56H190ZM218 57V56H217ZM225 57H226V55H225ZM250 57V56H249ZM249 57H248V59H249ZM260 57V56H259ZM263 57V56H262ZM72 58H76V65H74V64H71V59ZM119 58H117V59H119ZM131 58V57H130ZM140 58V57H139ZM143 58V57H142ZM166 58V57H165ZM164 58V59H165ZM174 58V57H173ZM199 58V57H198ZM205 58V57H204ZM224 58V57H223ZM221 59V61L223 60V62L222 63H224L225 62V60L224 59ZM229 58V57H228ZM228 58H226V59H228ZM230 58H231V56H230ZM229 58V59H230ZM233 58V57H232ZM235 58H237L236 56L234 57V59ZM239 59H237L236 60V62L238 63V64H241L240 62H241V60H240V58L241 57H238ZM252 58V57H251ZM250 58V59H251ZM137 59V58H136ZM151 59V58H150ZM160 58H158V60H159ZM215 59V58H214ZM218 59V58H217ZM216 59V60H217ZM249 59V60H250ZM125 60V59H124ZM140 60H141V58H140ZM143 60V59H142ZM157 60V61H158ZM167 60V59H166ZM171 60H173L172 58H171ZM175 60V59H174ZM197 60V59H196ZM233 60V59H232ZM231 60V61H232ZM254 60V59H253ZM252 60V61H253ZM258 60V59H257ZM260 61H261V58L259 59ZM60 61V60H59ZM119 61V60H118ZM160 61V60H159ZM218 61H219V59H218ZM252 61H250V62H252ZM262 61H264L263 59H262ZM123 62H125V61H123ZM137 62H139V61H137ZM146 62V61H145ZM175 62V61H174ZM217 62V61H216ZM228 62V61H227ZM249 62V63H250ZM254 62H255V60H254ZM254 62H252V63H254ZM220 63V62H219ZM222 63H220L219 64V66L222 64ZM256 63V62H255ZM85 64V63H84ZM83 64V65H84ZM143 64V63H142ZM148 64V63H147ZM191 64V63H190ZM201 64V63H200ZM225 64H226V62H225ZM224 64V65H225ZM230 64V63H229ZM237 64V65H238ZM260 64V66L262 65L261 63H258V65ZM264 64V63H263ZM83 65H81V66H83ZM86 65V64H85ZM128 65V64H127ZM130 66H132V64H129ZM145 65H146V63H145ZM144 65V66H145ZM206 65V64H205ZM211 65V64H210ZM254 65V64H253ZM257 65V66H258ZM66 66V65H65ZM69 66V65H68ZM130 66H127L128 68H131ZM151 66V65H150ZM164 65H162V67H163ZM171 66V65H170ZM259 66V67H260ZM95 67V66H94ZM94 67L92 68V69H94ZM146 67V66H145ZM165 67V66H164ZM200 67V66H199ZM210 67V66H209ZM215 67V66H214ZM249 67V66H248ZM253 67V66H252ZM263 67V66H262ZM68 68V67H67ZM82 68H86L85 66L84 67H82ZM91 68V67H90ZM191 68V67H190ZM189 68V69H190ZM201 68H202V66H201ZM211 68H213V67H211ZM243 68H244V66H243ZM246 68H247V66H246ZM257 68V67H256ZM255 68V69H256ZM88 69V68H87ZM132 69H134V68H132ZM146 69V68H145ZM162 69V68H161ZM207 69V68H206ZM220 69H224V68H221L220 67ZM252 69V68H251ZM68 70V69H67ZM94 70H96V68L94 69ZM156 70V69H155ZM154 70V71H155ZM166 70V69H165ZM170 70V69H169ZM176 71H177V69H175ZM183 70V69H182ZM203 70H204V68H203ZM230 70V72H231V74H232V76H233V73H232V70L231 69H229ZM235 70V69H234ZM237 70V69H236ZM239 70V69H238ZM246 70V69H245ZM257 70V69H256ZM159 71V70H158ZM190 71V70H189ZM215 71V70H214ZM248 71V70H247ZM94 72V71H93ZM149 72H151V71H149ZM201 72V71H200ZM225 72H226V69H225ZM225 72H222L221 73V71L219 72V73H221V74H223V73H225ZM241 72H242V70H241ZM142 73V72H141ZM158 73V72H157ZM161 73V72H160ZM170 73V72H169ZM172 73H173V71H172ZM197 73V72H196ZM216 73V72H215ZM229 73V72H228ZM227 73V74H228ZM252 73V72H251ZM145 74V73H144ZM143 74V75H144ZM174 74V73H173ZM177 74V73H176ZM183 74V73H182ZM188 74V73H187ZM217 74V73H216ZM231 74L229 73L227 76H229V77H231ZM243 74V73H242ZM245 74V73H244ZM95 75H97V74H95ZM145 75H147V74H145ZM161 75V74H160ZM199 75V74H198ZM202 75V74H201ZM225 74H223V75H219L220 77L221 76H224ZM253 75V74H252ZM262 75H264V72H263V74ZM139 76V75H138ZM148 76V75H147ZM158 76V75H157ZM164 76V75H163ZM187 76V75H186ZM190 76V75H189ZM218 76V77H219ZM226 76V75H225ZM226 76V77H227ZM234 76H236V75H234ZM248 76V75H247ZM257 76V75H256ZM156 77V76H155ZM193 76H191L190 78H192ZM215 77H217V76H215ZM188 78V77H187ZM211 78V77H210ZM228 78V77H227ZM238 78V77H237ZM248 78H250V77H248ZM259 78V77H258ZM134 79H135V77H134ZM133 79V80H134ZM139 79V78H138ZM142 79V78H141ZM147 79V78H146ZM160 79H162V78H160ZM167 79H169V80H171L170 78H167ZM200 79V78H199ZM214 79H216V78H214ZM219 79V78H218ZM222 79H224V78H221V80ZM233 79V78H232ZM98 80H99V78H98ZM136 80V79H135ZM134 80V81H135ZM154 80V79H153ZM164 80V79H163ZM175 80V79H174ZM220 80V79H219ZM235 80V79H234ZM242 80V79H241ZM250 80V79H249ZM260 80V79H259ZM262 80V79H261ZM168 81V80H167ZM185 81V80H184ZM190 81V80H189ZM232 81V80H231ZM133 82V81H132ZM154 82V81H153ZM156 82V81H155ZM209 82V81H208ZM219 82V81H218ZM221 82V81H220ZM219 82V84H222V83H220ZM226 82V81H225ZM244 82V81H243ZM131 83V82H130ZM135 83H137V82H135ZM134 83V84H135ZM174 83V82H173ZM188 83V82H187ZM186 83V84H187ZM193 83V82H192ZM212 83V82H211ZM223 83H224V81H223ZM230 83V82H229ZM233 83H235V82H233ZM233 83H231V84H233ZM254 83H256V81L254 82ZM259 83V82H258ZM194 84H197V83H194ZM239 84V83H238ZM238 84L236 85V86H238ZM242 84V83H241ZM248 84H249V82H248ZM261 84H263V83H261ZM139 86H140V83L138 84ZM217 85V84H216ZM227 85H230V84H227ZM260 85V84H259ZM135 86V85H134ZM137 86V85H136ZM138 86V87H139ZM142 86V85H141ZM171 86V85H170ZM173 86V85H172ZM219 85H217L216 87H218ZM224 86V85H223ZM222 86V87H223ZM226 86V85H225ZM148 87V86H147ZM152 87H153V85H152ZM161 87V86H160ZM164 87V86H163ZM197 87V86H196ZM201 87V86H200ZM203 87V86H202ZM207 87V86H206ZM209 87V86H208ZM235 87V86H234ZM262 87H263V85H262ZM162 88V87H161ZM161 88H159L160 90H161ZM172 88V87H171ZM176 88H177V86H176ZM189 88V87H188ZM230 88L232 89V87H229V89L228 90H230ZM239 88V87H238ZM134 89H135V87H134ZM141 89H143V88H141ZM167 88H165V90H166ZM181 89H183V88H181ZM216 89H218L219 90V88H216ZM220 89H222L223 90V88H220ZM227 89V88H226ZM261 89H264V88H261ZM148 90V89H147ZM154 90V89H153ZM159 90V91H160ZM199 90V89H198ZM212 90H213V88H212ZM214 90H215V88H214ZM213 90V91H214ZM227 90V91H228ZM131 91V90H130ZM141 91V90H140ZM139 91V92H140ZM155 91V90H154ZM157 91V90H156ZM171 91V90H170ZM177 91H178V89H177ZM176 91V92H177ZM184 91V90H183ZM209 91V90H208ZM212 91V92H213ZM250 91V90H249ZM253 91V90H252ZM158 92V91H157ZM172 92V91H171ZM182 92V91H181ZM211 92V91H210ZM230 92V91H229ZM232 92H234L233 90H232ZM236 92V91H235ZM134 93V92H133ZM136 93V92H135ZM151 93V92H150ZM154 93V92H153ZM156 93V92H155ZM160 93H162V92H160ZM166 93V92H165ZM169 93V92H168ZM225 94H226V90H225V92H224ZM246 93V92H245ZM264 93V92H263ZM139 94V93H138ZM159 94V93H158ZM170 94V93H169ZM201 92H200V96H201ZM207 94V93H206ZM213 94V97L210 99V100H212L213 98H215L214 97V93H212ZM227 94H228V92H227ZM262 94V93H261ZM133 95V94H132ZM140 95V94H139ZM150 95V94H149ZM166 95V94H165ZM182 95V94H181ZM208 95V94H207ZM230 95V94H229ZM237 95V94H236ZM239 95V94H238ZM243 95V94H242ZM254 95V94H253ZM134 96V95H133ZM136 96V95H135ZM151 96V95H150ZM150 96H148V97H150ZM157 96V95H156ZM160 96V95H159ZM185 96V95H184ZM189 96V95H188ZM194 96V95H193ZM209 96V95H208ZM247 96V95H246ZM257 96V95H256ZM137 97V96H136ZM146 97V96H145ZM152 97V96H151ZM172 97V96H171ZM190 97V96H189ZM199 97V96H198ZM104 98H106V97H104ZM130 98V97H129ZM147 98V97H146ZM175 98V97H174ZM173 98V99H174ZM223 98V97H222ZM241 98V97H240ZM248 98V97H247ZM131 99V98H130ZM133 99V98H132ZM181 99H182V96H181ZM184 99V98H183ZM183 99H182V101H183ZM227 99V98H226ZM235 99V98H234ZM234 99H233V101H234ZM261 99V98H260ZM264 99V98H263ZM263 99H262V101H263ZM104 100V99H103ZM135 100V99H134ZM149 100H151L150 98H149ZM149 100H147L148 102H149ZM155 100V99H154ZM154 100H152V102L154 101ZM158 100V99H157ZM157 100H155V101H157ZM162 100V99H161ZM176 100V99H175ZM178 100V99H177ZM199 100V99H198ZM201 100V99H200ZM214 100V99H213ZM212 100V101H213ZM223 101L225 100V99H222ZM227 100H229V99H227ZM140 101H146L145 99L144 100H142V97H141V99H140ZM195 101V100H194ZM220 101V100H219ZM218 101V99H217V102H219ZM226 101V100H225ZM241 101V100H240ZM98 102V101H97ZM103 102V101H102ZM105 102V101H104ZM103 102V104H105V103H107V102H105L104 103ZM152 102H150V103H152ZM160 102V101H159ZM162 102V101H161ZM170 102V101H169ZM168 102V103H169ZM174 102V101H173ZM189 102V101H188ZM209 102V101H208ZM217 102H216V104H217ZM221 102V101H220ZM238 102V101H237ZM243 102V101H242ZM248 102V101H247ZM154 103V102H153ZM212 103V102H211ZM215 103V102H214ZM213 103V104H214ZM236 103V102H235ZM239 103V102H238ZM249 103V102H248ZM259 103V102H258ZM100 104V102L98 103V105ZM102 104V103H101ZM138 104V103H137ZM143 104H144V102H143ZM148 104V103H147ZM155 104V103H154ZM181 104V103H180ZM182 104H184V103H182ZM190 104H192L191 102H190ZM197 104H198V102H197ZM222 104V103H221ZM233 104V103H232ZM240 104V103H239ZM238 104V105H239ZM253 104V103H252ZM40 105H42V104H40ZM91 105H92V103H91ZM94 105H95V103H94ZM94 105H93V107H94ZM152 105V104H151ZM210 105V104H209ZM209 105H208V108H209ZM219 105V106H218ZM247 105V104H246ZM259 105V104H258ZM35 106V105H34ZM105 106H107V104L105 105ZM139 106V105H138ZM146 107L147 106H149V105H145ZM184 106V105H183ZM190 106V105H189ZM204 106V105H203ZM211 106V105H210ZM222 106V105H221ZM250 106V105H249ZM96 107V106H95ZM104 107V106H103ZM131 107V106H130ZM137 107V106H136ZM135 107V108H136ZM142 107H144V106H142ZM156 107V106H155ZM213 107V106H212ZM216 107V106H215ZM218 107H220V103L219 104H217V108ZM226 107V106H225ZM247 107V106H246ZM261 107H263V106H261ZM41 108V107H40ZM149 108H150V106H149ZM165 108V107H164ZM169 108V107H168ZM190 108V107H189ZM201 108V107H200ZM208 108H207V110H208ZM211 108V107H210ZM223 108V107H222ZM235 108L238 110V108L235 106ZM240 108V107H239ZM242 108V107H241ZM91 109V108H90ZM89 109V110H90ZM103 109V108H102ZM107 109H108V107H107ZM128 109V108H127ZM139 109V107L137 108V110ZM141 109V108H140ZM139 109V110H140ZM143 109V108H142ZM145 109V108H144ZM143 109V110H144ZM153 109H154V107H153ZM188 109V108H187ZM199 109V108H198ZM203 109V108H202ZM205 110L203 111V113L205 112V114L208 112V113H210L209 111H206V108H204ZM212 109V108H211ZM219 109H221V107L219 108ZM218 109V110H219ZM228 109V108H227ZM252 109V108H251ZM257 109V108H256ZM40 110V109H39ZM106 110V109H105ZM135 110V109H134ZM136 110V111H137ZM138 110V111H139ZM145 110H148L147 108L145 109ZM144 110V113L146 112ZM157 110H159V109H157ZM180 110V109H179ZM190 110V109H189ZM197 110V109H196ZM210 110V109H209ZM214 110H217V109H214ZM218 110L216 111L217 113H218ZM223 110V109H222ZM225 110V109H224ZM224 110L222 111L223 113H224ZM244 110V109H243ZM259 110V109H258ZM35 111H36V109H35ZM93 111H95V109L93 110ZM142 111V110H141ZM149 111H150V109H149ZM152 111V110H151ZM150 111V112H151ZM153 111H155L156 113H157V111L156 110H153ZM152 111V112H153ZM185 111V110H184ZM226 111V110H225ZM230 111V110H229ZM239 111H241V109L239 110ZM248 111H249V109H248ZM128 112H130V111H128ZM155 112H154V114H155ZM161 112V111H160ZM167 112V111H166ZM169 112V111H168ZM171 112V111H170ZM219 112H221V111H219ZM221 112V114H223ZM235 112H236V110H235ZM238 112V111H237ZM257 112V111H256ZM256 112L254 113V114H256ZM91 113H93V112H91ZM142 112H139V114L140 115H142L141 114ZM213 113H215V111L214 112H212V114L211 115H213ZM229 113V112H228ZM231 113V112H230ZM258 113V112H257ZM259 113H261V112H259ZM128 114V113H127ZM131 114V113H130ZM147 114V113H146ZM157 114H159V113H157ZM173 114V113H172ZM186 114V113H185ZM221 114H218L219 116H221ZM236 114V113H235ZM238 114V113H237ZM252 114V113H251ZM75 115V114H74ZM92 115V117H94V114H91ZM90 115V116H91ZM97 115V114H96ZM96 115H95V117H96ZM159 115H161V113L159 114ZM198 115V114H197ZM209 116H210V118H209V120L211 119V115L210 114H208ZM232 115V114H231ZM243 115V114H242ZM259 115V114H258ZM68 116V115H67ZM66 116V118L67 119H69L68 117ZM98 116V115H97ZM137 115L135 114V117H136ZM139 116V115H138ZM137 116V117H138ZM147 116H149V115H147ZM155 116V115H154ZM158 116V115H157ZM165 116V115H164ZM163 116V117H164ZM168 116V115H167ZM188 116V115H187ZM195 116V115H194ZM204 116H206V115H204ZM216 116V115H215ZM214 115L212 116V117H214V118H216ZM226 116H229V115H226ZM241 116V115H240ZM239 116V117H240ZM253 116V115H252ZM73 117V116H72ZM131 117V116H130ZM140 117V116H139ZM138 117V118H139ZM142 117H143V115H142ZM150 117V116H149ZM162 117V118H163ZM173 117V116H172ZM177 117H179V116H177ZM207 117V116H206ZM235 117V116H234ZM242 117V116H241ZM259 117V116H258ZM62 118V117H61ZM74 118V117H73ZM72 118V119H73ZM97 119H98V117H96ZM144 118H145V115H144ZM160 118V117H159ZM185 118V117H184ZM197 118V117H196ZM245 118H247V117H245ZM64 119V118H63ZM75 119H77V118H75ZM141 119V118H140ZM164 119V118H163ZM174 119H176V118H174ZM206 118L204 117V120H205ZM242 119H243V117H242ZM71 120V119H70ZM79 120V119H78ZM95 120V119H94ZM133 119H131V121H132ZM139 120V119H138ZM137 120V121H138ZM146 120V119H145ZM150 120H152V119H150ZM168 120V119H167ZM172 120V119H171ZM202 121H203V119H201ZM211 120H213V119H211ZM210 120V121H211ZM245 120V119H244ZM253 119H250V121H252ZM262 120V119H261ZM47 121V120H46ZM99 121V120H98ZM134 121V120H133ZM154 121V120H153ZM158 121H159V119H158ZM189 121V120H188ZM192 121V120H191ZM215 121L217 122V125H218V123L220 122L219 120H217V118L215 119ZM219 121V122H218ZM226 121V120H225ZM236 121H237V118H236ZM239 121H241V119L239 120ZM243 121V120H242ZM68 122V121H67ZM81 122V121H80ZM83 122V121H82ZM102 122V121H101ZM100 122V123H101ZM140 122V121H139ZM142 123H143V121H141ZM140 122V123H141ZM151 122V121H150ZM157 122V121H156ZM155 122V123H156ZM160 122H162V121H160ZM160 122H159V124H160ZM166 122H168V121H166ZM212 122V121H211ZM228 122V121H227ZM230 122V121H229ZM255 122V121H254ZM256 122H258V120L256 121ZM45 123V122H44ZM56 123V122H55ZM63 123V122H62ZM70 123H71V121H70ZM73 123V122H72ZM76 123H77V121H76ZM98 123V122H97ZM136 123V122H135ZM142 123H141V126H142ZM146 123V122H145ZM143 124V125H146L147 123H148V118H147V123L146 124ZM164 122H162V124H163ZM182 123V122H181ZM192 123H194V122H192ZM203 123V122H202ZM206 123V122H205ZM214 122H212V124H213ZM222 123V122H221ZM236 123V122H235ZM239 122H237V124H238ZM40 124V123H39ZM68 124V123H67ZM82 124V123H81ZM153 124V123H152ZM157 124V123H156ZM165 124V123H164ZM164 124H163V127H165L164 126ZM168 124V123H167ZM185 124V123H184ZM216 124V123H215ZM242 124V123H241ZM245 124V123H244ZM254 124V123H253ZM57 125V124H56ZM55 125V126H56ZM71 125V124H70ZM69 125V127H72V125L70 126ZM75 125H79V123L78 124H75ZM83 125H84V123H83ZM96 125V124H95ZM99 125V124H98ZM103 125V124H102ZM102 125H101V127H102ZM137 125H139L138 124V122H137ZM158 125V124H157ZM174 125V124H173ZM202 125H204V124H201V127H202ZM206 125V124H205ZM204 125V126H205ZM211 125V124H210ZM209 125V126H210ZM236 125V124H235ZM240 125V124H239ZM243 125V124H242ZM257 125V124H256ZM40 126V125H39ZM60 126V125H59ZM62 126V125H61ZM82 126V125H81ZM80 126V127H81ZM86 126V125H85ZM129 126H131V125H129ZM148 126H150V125H148ZM154 126V125H153ZM168 126V125H167ZM170 126H172V125H170ZM175 126H177L176 124H175ZM184 126V125H183ZM196 126H198V125H196ZM203 126V127H204ZM213 126V125H212ZM232 126V125H231ZM248 126H250V125H248ZM52 127V126H51ZM66 127V126H65ZM73 127H74V125H73ZM77 126H75V128H76ZM79 127V126H78ZM79 127V128H80ZM84 127V126H83ZM82 127V128H83ZM88 127V126H87ZM99 127H100V125H99ZM99 127H98V129H99ZM139 127H140V125H139ZM162 127V128H163ZM174 127V126H173ZM172 127V128H173ZM186 127V126H185ZM195 127V126H194ZM202 127V128H203ZM205 127H208V124H207V126H205ZM237 127V126H236ZM240 127V126H239ZM257 127V126H256ZM30 128V127H29ZM63 128V127H62ZM74 128V129H75ZM78 128V129H79ZM89 128V127H88ZM96 128H97V125H96ZM103 128H104V126H103ZM108 128V127H107ZM110 128V127H109ZM141 128V127H140ZM143 128V127H142ZM141 128V129H142ZM149 128H152V127H149ZM157 128H159V127H157ZM156 128V131H158V129ZM167 128V127H166ZM184 128V127H183ZM216 128V127H215ZM227 128V127H226ZM231 128V127H230ZM252 128V127H251ZM253 128H254V126H253ZM61 129V128H60ZM77 129V128H76ZM92 129V128H91ZM100 129H102V128H100ZM99 129V130H100ZM105 129H106V126H105ZM111 129V128H110ZM140 129V130H141ZM144 129H148V128H146V127H144L142 130H144ZM160 129V128H159ZM175 129V128H174ZM190 129V128H189ZM205 129V128H204ZM203 129V130H204ZM209 129V127L207 128V130ZM64 130V129H63ZM66 130V129H65ZM69 130V129H68ZM84 130V129H83ZM83 130H81L82 132H83ZM136 130V129H135ZM148 130H150V129H148ZM163 130H164V128H163ZM162 130V131H163ZM181 130V129H180ZM217 130H218V128H217ZM223 130V129H222ZM222 130H219V131H222ZM234 130V129H233ZM244 130V129H243ZM55 131V130H54ZM79 131V130H78ZM86 131V130H85ZM88 131V134H89V132L91 131L90 129L89 130H87ZM94 131V130H93ZM103 131H104V129H103ZM111 131H112V129H111ZM122 131V130H121ZM145 131V130H144ZM147 131V130H146ZM151 131V130H150ZM153 131H154V128H153ZM155 131V132H156ZM182 131V130H181ZM184 131V130H183ZM185 131H186V129H185ZM184 131V132H185ZM202 131V130H201ZM204 131H206V130H204ZM212 131V130H211ZM210 131V132H211ZM60 132V131H59ZM70 132V131H69ZM109 132V131H108ZM159 132H161V130L159 131ZM174 132V131H173ZM197 132V131H196ZM257 132V131H256ZM56 133V132H55ZM72 133V132H71ZM79 133V132H78ZM87 133V132H86ZM85 133V134H86ZM91 133V132H90ZM93 133V132H92ZM91 133V134H92ZM97 133V132H96ZM104 133H106V132H104ZM135 133V132H134ZM133 133V134H134ZM138 133V132H137ZM145 133V132H144ZM143 133V135L145 136V134ZM147 133V132H146ZM153 133V132H152ZM150 134V136L149 137H151V135H153V134H155V133H153V134ZM163 134H164V132H162ZM166 133H168V132H166ZM165 133V134H166ZM207 133H208V131H207ZM207 133H205V134H207ZM216 133H218V132H216ZM215 133V131H214V135L216 134ZM219 133H221V132H219ZM57 134V133H56ZM75 134V133H74ZM83 134V133H82ZM91 134H89L87 137H89ZM111 134H112V132H111ZM133 134H131L132 136H133ZM136 134V133H135ZM134 134V135H135ZM188 134V133H187ZM211 134V136H212V132L210 133ZM224 134V133H223ZM255 134V133H254ZM52 135V134H51ZM60 135V134H59ZM63 135V134H62ZM66 135V134H65ZM94 135V138H96L95 137V134H93ZM98 135V134H97ZM100 135V134H99ZM103 135V134H102ZM113 135H114V133H113ZM139 135H141V134H139ZM143 135H142V137H143ZM149 135V134H148ZM156 135V134H155ZM154 135V136H155ZM160 135V134H159ZM203 136H204V134H202ZM209 135V134H208ZM218 135V134H217ZM220 135V134H219ZM249 135V134H248ZM38 136V135H37ZM80 136V135H79ZM92 136V135H91ZM164 136V135H163ZM166 136V138H167V135H165ZM171 136V135H170ZM186 136V135H185ZM211 136L209 137V138H211ZM221 136H222V134H221ZM66 137V136H65ZM68 137V136H67ZM74 137H76L77 138V136H74ZM98 137V136H97ZM134 137H137L136 135L134 136ZM133 137V138H134ZM141 137V136H140ZM141 137V138H142ZM159 137V136H158ZM205 137H206V135H205ZM215 137L216 136H214V138H213V140H215ZM223 137V136H222ZM254 137V136H253ZM48 138V137H47ZM55 138V137H54ZM93 138V136H92V138L91 139H94ZM113 138V137H112ZM116 138H118L117 136H116ZM132 138V137H131ZM144 138V137H143ZM153 138V137H152ZM191 138V137H190ZM202 138V137H201ZM200 138V139H201ZM257 138V137H256ZM261 137H259V139H260ZM80 139V138H79ZM84 140H85V138H83ZM83 139H81V141H83ZM90 138L88 139H86V140H91ZM97 139V138H96ZM99 139V138H98ZM100 139H103V138H100ZM100 139H99V141H100ZM106 139H107V137H106ZM115 139V138H114ZM120 139V138H119ZM135 139V138H134ZM133 139V140H134ZM146 138H144V140H145ZM157 139V138H156ZM158 139H160V138H158ZM165 138H163V140H164ZM189 139V138H188ZM195 139V138H194ZM221 139H223V138H221ZM237 139V138H236ZM49 140V139H48ZM77 140V139H76ZM109 140V139H108ZM112 140V139H111ZM118 140V139H117ZM137 140V139H136ZM143 140V141H144ZM149 140V139H148ZM204 140H206V139H204ZM213 140H210L209 139V141L211 142V141H213ZM231 140V139H230ZM234 140V139H233ZM243 140V139H242ZM251 140V139H250ZM256 140V139H255ZM37 141V140H36ZM46 141V140H45ZM66 141V140H65ZM78 141V140H77ZM96 141V140H95ZM98 140L96 141L97 142V144H98V142H99ZM120 141V140H119ZM132 141V140H131ZM150 141V140H149ZM152 141V140H151ZM154 141H155V138H154V140H153V143H154ZM192 141V140H191ZM195 141V140H194ZM193 141V142H194ZM223 141V140H222ZM254 141V140H253ZM53 142V141H52ZM60 142V141H59ZM64 142V141H63ZM80 142V141H79ZM78 142V143H79ZM88 141H86V143H87ZM91 142V141H90ZM93 142V141H92ZM92 142L90 143V144H92ZM95 142V143H96ZM106 142V141H105ZM113 142V141H112ZM112 142H108V144L107 143H105L107 146L109 145V144H111ZM115 142V141H114ZM118 142V141H117ZM137 142V141H136ZM145 142V141H144ZM156 142V141H155ZM164 142H166V140H164ZM168 142V141H167ZM169 142H170V140H169ZM214 142V141H213ZM216 142H217V140H216ZM221 142V141H220ZM227 142V141H226ZM233 142V141H232ZM232 142H230V143H232ZM256 142V141H255ZM261 142V141H260ZM44 143V142H43ZM49 143V142H48ZM47 143V144H48ZM58 143V142H57ZM78 143H76V145L78 146ZM83 143H85L84 141H83ZM94 143V142H93ZM146 143V142H145ZM144 143V144H145ZM149 142H147L146 144H148ZM153 143H149V144H153ZM263 143V142H262ZM261 143V144H262ZM59 144V143H58ZM69 144V143H68ZM72 144V143H71ZM96 144V145H97ZM99 144H101V141L99 142ZM118 144H120V145H122V143H120V142H118ZM135 144V143H134ZM156 144V143H155ZM165 144V143H164ZM170 144V143H169ZM199 144V143H198ZM214 144H216V143H214ZM238 144H239V142H238ZM258 144V143H257ZM260 144V143H259ZM258 144V145H259ZM36 145H37V143H36ZM39 145V144H38ZM43 145V144H42ZM61 145V144H60ZM65 145V144H64ZM80 145V144H79ZM83 145V144H82ZM81 145V146H82ZM93 145H95V144H93ZM102 145V144H101ZM101 145H99V146H101ZM116 145V144H115ZM119 145V146H120ZM171 145V144H170ZM242 145V144H241ZM250 145V144H249ZM254 145H256L255 143H254ZM34 146V145H33ZM87 146V145H86ZM86 146H84V147H86ZM90 146H92V145H90ZM110 146V145H109ZM111 146H112V144H111ZM135 146H137V145H134V147ZM140 146H142V144L140 145ZM161 146H162V144H161ZM160 146V147H161ZM250 146H252V144L250 145ZM35 147V146H34ZM55 147V146H54ZM64 147H66V146H64ZM75 147V146H74ZM102 147H104V146H102ZM127 147V146H126ZM125 147V148H126ZM146 147V146H145ZM147 147H149V146H147ZM150 147H151V145H150ZM149 147V149L151 150V152H152V149ZM153 147V146H152ZM159 147V146H158ZM158 147H156V149L158 148ZM166 147V146H165ZM168 147V146H167ZM166 147V148H167ZM216 147H217V145H216ZM224 147V146H223ZM253 147H255L256 148V146H253ZM35 148H37V147H35ZM46 148V147H45ZM44 148V149H45ZM52 148V147H51ZM79 148H81L80 146H79ZM93 148V147H92ZM88 149V147H86V150H85V152H84V156H87L88 158V162L87 163H85V165H84V168H87V170L85 171V173L83 174L82 172H84V170L83 169H81L78 165L80 164H77V166L82 170V174H80L78 171H76V173L78 172V176H79V174L82 176V178L80 179V185L79 186H76V184H75V181H74V175H73V173H72V171H74V170H68L67 168H65V164H66V162H65V159L66 158H61V165L63 166L62 168V171H63V176H64V182H65V187H64V191L63 192H61V195H60V198H59V201H58V204H56V205H52L53 207H54V209L52 208H50L51 209V211H50V213L52 214V218H51V224H50V226L55 222V219H57V222L59 223V221H58V219L61 221V219H62V221H63V224H62V228H60V226H59V228L60 229H62V231L59 233L60 235H59V237H56V238H59L58 239V241H56L57 243H56V245L53 247V249H45V248H43V249H45L47 252H45L44 254L43 253H39V254H42V257H41V259H40V262H41V264H74V263H81V264H98V263H94L95 262V260L96 259H99V258H101V257H104V258H110V257H112L113 256V254H115V253H118V252H125V250L126 249H124L125 248V246H127V245H132V244H136V240L137 239H139L140 238V236H144V235H152V236H161V237H163L164 239H169V240H171V239H174V238H176L177 236H179L180 234H183V233H193V234H191V235H194L195 234V232H196V229L200 226V225H203V227H204V225H209L210 226V224H213V223H216V224H219L218 222L220 221V220H222V219H225V218H228V217H230V215H233L232 214V212L230 211L231 209H233V207L232 206H234L233 205V203L234 204H236V198L237 199H239L237 196H235V195H233V194H231V193H223L224 195H222V196H218L217 194H216V192H213L212 193V195L214 194V195H217V197L216 196H214V197H212V198H206L202 193V191H201V188H199V192H197L196 191V193H192L193 191H192V189L191 188H189L192 192H190L189 190H187L186 189V187H184L185 186V184L184 185H182V182H183V180H181L182 182H180V180H179V175L177 176V174L173 171V168H170V164H168L169 162L167 161V159H165L166 157H164L163 155H161V156H159L158 154H160V153H158V154H156V155H158L159 157H154V160H153V158H152V160H153V162L149 165V164H147V165H149L150 167H152L153 166V169H154V167L157 169H154V170H156L154 173H151V172H148V171H144V170H138V169H134V168H130V169H126V168H124V167H122L120 164H118V163H115L110 169H106L105 168V166H104V164H105V162H104V160H102L101 159V157L99 156L100 155V153L99 152H96V149H95V147L93 148V149ZM97 148V147H96ZM100 148V147H99ZM107 148V147H106ZM113 148V147H112ZM111 148V149H112ZM115 148V147H114ZM124 148V147H123ZM128 148H129V146H128ZM137 148V147H136ZM138 148H139V146H138ZM137 148V149H138ZM142 148V147H141ZM165 148V149H166ZM169 148V147H168ZM172 148V147H171ZM196 148H197V146H196ZM233 148V147H232ZM46 149H48V148H46ZM55 149V148H54ZM76 149H78V147L76 148ZM75 149V150H76ZM105 149V148H104ZM103 149V150H104ZM110 149V148H109ZM143 149H144V147H143ZM146 149V148H145ZM144 149V150H145ZM154 149H155V147H154ZM153 149V150H154ZM159 149V148H158ZM217 149H219V146L217 147ZM246 149V148H245ZM258 149V148H257ZM113 150V149H112ZM149 150V151H150ZM236 150V149H235ZM238 150H240V149H238ZM255 150V149H254ZM33 151H36V150H33ZM33 151H31L32 153H33ZM54 151H56V150H54ZM58 151V150H57ZM56 151V152H57ZM60 151V150H59ZM66 151V150H65ZM69 151V150H68ZM71 151V150H70ZM69 151V152H70ZM97 151H100V149L98 150L97 149ZM162 150H160L159 152H161ZM165 151V150H164ZM195 151V150H194ZM216 151V150H215ZM226 151V150H225ZM245 151V150H244ZM257 151V150H256ZM49 152V151H48ZM51 152V151H50ZM64 152V151H63ZM67 152V151H66ZM64 152V154H69V152ZM113 152H114V150H113ZM144 152V151H143ZM147 152V149L145 150V152L144 153H146ZM198 152H200V151H198ZM197 152V153H198ZM203 152V151H202ZM216 152H218V151H216ZM71 153V152H70ZM77 153V152H76ZM97 153H99V155L97 154ZM103 153H104V151H103ZM102 153V154H103ZM117 153V152H116ZM154 153V152H153ZM157 153V152H156ZM194 153V152H193ZM237 153V152H236ZM248 153V152H247ZM262 153V152H261ZM31 154V153H30ZM35 154V153H34ZM34 154H32V155H34ZM36 154H37V152H36ZM43 154V153H42ZM52 154V153H51ZM57 154V153H56ZM67 154V155H68ZM97 154V155H96ZM115 154V153H114ZM122 154H124V153H122ZM126 154H127V152H126ZM149 154V153H148ZM166 154H168L167 152H166ZM196 154V153H195ZM248 154H250V153H248ZM29 155V154H28ZM45 155V154H44ZM67 155H65V157L67 156ZM71 155V154H70ZM141 155V154H140ZM150 155H151V153H150ZM204 155V154H203ZM238 155V154H237ZM251 155V154H250ZM38 156V155H37ZM46 156V155H45ZM49 156V155H48ZM56 156V155H55ZM104 156V158L103 159H105V155H103ZM115 156H116V154H115ZM121 156V155H120ZM127 156V155H126ZM129 156V155H128ZM171 156V155H170ZM169 156V157H170ZM200 156H202L201 155V153H200ZM211 156H212V154H211ZM252 156V155H251ZM264 156V155H263ZM32 157V156H31ZM53 157V156H52ZM57 157V156H56ZM70 157V156H69ZM75 157V156H74ZM78 157V156H77ZM108 156H106V158H107ZM110 157H113L112 155L110 156ZM130 157V156H129ZM132 157V156H131ZM168 157V156H167ZM212 157H214V156H212ZM241 157V156H240ZM40 158V157H39ZM58 158V157H57ZM78 158H80V157H78ZM128 158V157H127ZM126 158V159H127ZM138 158V157H137ZM171 158V157H170ZM170 158H168V159H170ZM247 158V157H246ZM252 158V157H251ZM38 159V158H37ZM42 159V158H41ZM40 159V160H41ZM68 159H71V158H68ZM74 159V158H73ZM75 159H77V158H75ZM91 159V160H90ZM107 159H109V157L107 158ZM117 159H118V157H117ZM134 159V158H133ZM133 159H131V160H133ZM136 159V158H135ZM134 159V160H135ZM172 159V158H171ZM242 159H243V157H242ZM57 160V159H56ZM110 160V159H109ZM114 159L112 158V161H113ZM133 160V161H134ZM136 160H138V159H136ZM147 160V159H146ZM211 160V159H210ZM213 160V159H212ZM230 160V159H229ZM229 160H227V161H229ZM244 160V159H243ZM36 161H38V160H36ZM42 161V160H41ZM49 161H51V160H49ZM69 161H72V159L71 160H69ZM78 161H79V159H78ZM78 161L76 160V162L75 163H78ZM82 161V160H81ZM80 161V162H81ZM108 161V160H107ZM116 161V160H115ZM124 161V160H123ZM142 161H143V159H142ZM142 161H140V162H142ZM147 161H149V160H147ZM214 161H216V160H214ZM241 161V160H240ZM247 161V160H246ZM246 161H244V162H246ZM248 161H250V160H248ZM57 162H60L59 161V159H58V161ZM68 162V161H67ZM74 162V161H73ZM73 162H71V163H73ZM171 162V161H170ZM242 162V161H241ZM35 163H37V162H35ZM138 163V165H139V162H137ZM217 163V162H216ZM251 163H253V162H251ZM261 162H259V164H260ZM45 164V163H44ZM48 164V163H47ZM70 165V163H67L66 165ZM124 164H125V161H124ZM145 164V163H144ZM232 164H234V163H232ZM248 164V163H247ZM46 165V164H45ZM44 165V166H45ZM68 165V166H69ZM73 165V164H72ZM82 165H83V163H82ZM137 165V164H136ZM171 165L173 166V164L171 163ZM217 165V164H216ZM220 165V164H219ZM229 165V164H228ZM227 165V166H228ZM239 165H241L240 163H239ZM60 166V165H59ZM125 166V165H124ZM171 166V167H172ZM254 166V165H253ZM259 166H261V165H259ZM263 166H264V164H263ZM30 167V166H29ZM58 167V166H57ZM72 167H74V166H72ZM75 167H76V165H75ZM127 167V166H126ZM129 167V166H128ZM231 166H229V168H230ZM236 167V166H235ZM255 167V166H254ZM258 167V166H257ZM47 168V167H46ZM148 167H146L145 169H147ZM199 168H201V166L199 167ZM207 168V167H206ZM216 168V167H215ZM222 168V167H221ZM224 168V167H223ZM228 168V169H229ZM227 169V170H228ZM33 170H34V168H33ZM61 170V169H60ZM148 170V169H147ZM149 170H152V169H149ZM195 170V169H194ZM204 170V169H203ZM212 170V169H211ZM216 170V169H215ZM232 170V169H231ZM230 170V171H231ZM261 170V169H260ZM29 171V170H28ZM179 171V170H178ZM196 171V170H195ZM218 171H220V170H218ZM245 171V170H244ZM53 172V171H52ZM93 172H97L98 174L96 175V174H94ZM194 172V171H193ZM200 172V171H199ZM208 172V171H207ZM207 172H206V174H207ZM216 172V171H215ZM222 172V171H221ZM236 172V171H235ZM257 172V171H256ZM262 172V171H261ZM28 173V172H27ZM51 173V172H50ZM62 173V172H61ZM211 173V172H210ZM230 173V172H229ZM234 173V172H233ZM248 173H249V171H248ZM24 174V173H23ZM26 174V173H25ZM33 174V173H32ZM40 174V173H39ZM75 174V173H74ZM215 174V173H214ZM231 174V173H230ZM258 174V173H257ZM43 175V174H42ZM53 175H54V173H53ZM56 175V174H55ZM58 175V174H57ZM193 175V174H192ZM211 175V174H210ZM235 175V174H234ZM25 176V175H24ZM45 176V175H44ZM81 176H79V177H81ZM207 176V175H206ZM213 176V175H212ZM211 176V177H212ZM244 176V175H243ZM251 176V175H250ZM249 176V177H250ZM261 176V175H260ZM9 177V176H8ZM14 177V176H13ZM17 177H19V176H17ZM41 177V176H40ZM55 177V176H54ZM62 177V176H61ZM180 177H181V175H180ZM208 177V176H207ZM224 177V176H223ZM3 178V177H2ZM1 178V179H2ZM182 178V177H181ZM217 178V177H216ZM215 178V179H216ZM229 178V177H228ZM239 178V177H238ZM12 179V178H11ZM30 179V178H29ZM54 179V178H53ZM183 179V178H182ZM198 179V178H197ZM204 179V178H203ZM212 179V178H211ZM214 179V178H213ZM212 179V180H213ZM250 179V178H249ZM253 179V178H252ZM6 180H8V179H6ZM16 180V179H15ZM22 180H24V179H22ZM52 180V179H51ZM61 180V179H60ZM186 180V179H185ZM220 180H221V178H220ZM223 180H224V178H223ZM242 180H243V178H242ZM246 180V179H245ZM244 180V181H245ZM27 181V180H26ZM194 181V180H193ZM195 181H196V179H195ZM202 181V180H201ZM222 181V180H221ZM232 181V180H231ZM14 182V181H13ZM39 181H37V183H38ZM209 182V181H208ZM224 182H226V181H224ZM223 182V183H224ZM252 182V181H251ZM11 183V182H10ZM19 183V182H18ZM41 183V182H40ZM51 183V182H50ZM55 183V182H54ZM53 183V184H54ZM57 183V182H56ZM185 183V182H184ZM192 183V182H191ZM196 183V182H195ZM213 183H216V182H213ZM232 183H235V182H232ZM239 183V182H238ZM257 183V182H256ZM13 184V183H12ZM16 184V183H15ZM46 184V183H45ZM49 184V183H48ZM188 184V183H187ZM246 184V183H245ZM262 184V183H261ZM3 185V184H2ZM17 185V184H16ZM188 185H190V184H188ZM197 185V184H196ZM222 185V184H221ZM227 184L225 183V185L224 186H226ZM255 185V184H254ZM257 185V184H256ZM259 185V184H258ZM264 185V184H263ZM7 186V185H6ZM5 186V187H6ZM11 186V185H10ZM15 186V185H14ZM22 186V185H21ZM28 186V185H27ZM175 186H177V187H175ZM187 186V185H186ZM236 186H237V184H236ZM261 186V185H260ZM9 187V186H8ZM7 187V188H8ZM24 187V186H23ZM30 187V186H29ZM189 187V186H188ZM212 187V186H211ZM32 188V187H31ZM179 188H182V189H179ZM204 188V187H203ZM236 188V187H235ZM240 188V187H239ZM264 188V187H263ZM10 189V188H9ZM37 189V188H36ZM60 189V188H59ZM196 189V188H195ZM228 189V188H227ZM13 190V189H12ZM15 190H17V189H15ZM198 190V189H197ZM223 190H225L224 188H223ZM231 190V189H230ZM229 190V191H230ZM239 190H241V189H239ZM245 191H246V189H244ZM253 190H254V187H253ZM261 190V189H260ZM1 191V190H0ZM22 191V190H21ZM42 191V190H41ZM44 191V190H43ZM201 191V192H200ZM211 191V190H210ZM226 191V190H225ZM228 191V190H227ZM228 191V192H229ZM234 191V190H233ZM245 191H243V192H245ZM259 190H257V191H255V192H258ZM18 192H20V191H18ZM39 192V191H38ZM37 192V193H38ZM50 192V191H49ZM59 192V193H60ZM222 192H224V191H222ZM221 192V193H222ZM235 192H237V190H235ZM247 192V191H246ZM248 192H249V190H248ZM254 192V193H255ZM263 192V191H262ZM15 193V192H14ZM13 193V194H14ZM27 193V192H26ZM206 193V192H205ZM204 193V194H205ZM240 193V192H239ZM242 193V192H241ZM241 193H240V195H241ZM250 193H252V192H250ZM33 194V193H32ZM236 194V193H235ZM248 194L249 193H247V197H248ZM258 194V193H257ZM260 194H261V192H260ZM30 195H31V193H30ZM206 195V194H205ZM210 195V194H209ZM220 195V194H219ZM239 195V196H240ZM242 195H243V193H242ZM255 195V194H254ZM14 196V195H13ZM18 196V195H17ZM16 196V197H17ZM28 196V195H27ZM33 196V195H32ZM43 196V195H42ZM244 196H245V194H244ZM260 196H262L263 197V195L261 194ZM26 197V196H25ZM35 197V196H34ZM41 197V196H40ZM209 197V196H208ZM250 197H251V195H250ZM249 197V198H250ZM261 197V198H262ZM43 198V197H42ZM256 198V197H255ZM51 199V198H50ZM49 199V200H50ZM55 199V198H54ZM58 199V198H57ZM251 199V198H250ZM250 199L248 200V201H250ZM254 199V198H253ZM11 200V199H10ZM25 200V199H24ZM35 200H37V199H35ZM26 201V200H25ZM246 201V200H245ZM260 201H261V199H260ZM259 201V202H260ZM54 202V201H53ZM55 202H56V200H55ZM23 203V202H22ZM45 203V202H44ZM264 203V202H263ZM17 204V203H16ZM27 204V203H26ZM36 204V203H35ZM43 204V203H42ZM52 204V203H51ZM244 204V203H243ZM258 204H260V203H258ZM262 204V203H261ZM11 205H12V203H11ZM13 205H14V203H13ZM49 205V204H48ZM239 205V204H238ZM50 206V205H49ZM242 206V205H241ZM264 206V205H263ZM13 207V206H12ZM17 207V206H16ZM30 207V206H29ZM247 207V206H246ZM250 207H251V205H250ZM250 207H248V208H250ZM15 208V207H14ZM36 208H38L37 206H36ZM45 208H47L48 209V207H45ZM261 208V207H260ZM263 209H264V207H262ZM19 209V208H18ZM24 209V208H23ZM240 209V208H239ZM239 209H237L238 211H239ZM34 210V209H33ZM44 210V209H43ZM233 210H235V208L233 209ZM241 211H243L242 209H240ZM250 210V209H249ZM13 211H15V210H13ZM40 211V210H39ZM49 211V210H48ZM47 211V212H48ZM263 212H264V210H262ZM9 212V211H8ZM7 212V213H8ZM35 212V211H34ZM45 212V211H44ZM46 212V213H47ZM231 212V213H230ZM244 212V211H243ZM12 213V212H11ZM14 213V212H13ZM25 213V212H24ZM39 213V212H38ZM49 213V214H50ZM234 213V215H236L237 213L236 212H233ZM236 213V214H235ZM245 214L247 213V212H244ZM244 213H242V214H240V215H242L243 216V214ZM252 213V212H251ZM250 213V214H251ZM261 213V212H260ZM22 214V213H21ZM28 214V213H27ZM45 214V213H44ZM247 214H249V213H247ZM246 214V215H247ZM249 214V215H250ZM253 214V213H252ZM48 215V214H47ZM57 215H59V218H57ZM239 214H237V216H238ZM255 215H257V214H255ZM258 215H259V213H258ZM11 216V215H10ZM245 216V215H244ZM262 216V215H261ZM261 216H258V217H261ZM234 217H236V216H234ZM233 216H232V218H234ZM246 217H248V216H246ZM245 217V218H246ZM250 217V216H249ZM255 217V216H254ZM254 217H250V218H252V219H254ZM264 216H262V219L261 218H259V219H261V220H259V221H257V224H254L253 222V224L254 225H251L252 227H253V233H252V230H250L251 231V233H252V235L253 236H255V235H258L256 232L257 231H259L258 229H259V226H260V222L262 223L263 221H264V218H263ZM45 218V217H44ZM239 218V217H238ZM10 219V218H9ZM22 219V218H21ZM46 219H47V217H46ZM48 219H50V218H48ZM47 219V220H48ZM236 219V218H235ZM234 219V220H235ZM256 219V218H255ZM28 220V219H27ZM44 220V219H43ZM240 220H241V218H240ZM242 220H243V218H242ZM248 220V219H247ZM46 221V220H45ZM45 221H43V222H45ZM254 221H256V220H254ZM10 222V221H9ZM14 222V221H13ZM26 222V221H25ZM47 222V221H46ZM49 222V221H48ZM239 222V221H238ZM37 223V222H36ZM56 223V222H55ZM221 223V222H220ZM230 223V222H229ZM30 224V223H29ZM225 224V223H224ZM228 224V223H227ZM237 224V223H236ZM46 225H47V223H46ZM49 225V224H48ZM246 225V224H245ZM247 225H249V224H247ZM263 225V224H262ZM37 226V225H36ZM56 226V225H55ZM219 226V225H218ZM232 226V225H231ZM240 226V225H239ZM222 227V230H223V227H225V226H221ZM234 227H235V225H234ZM238 227V226H237ZM246 227H248V226H246ZM35 229H36V227H34ZM39 228V227H38ZM44 228V227H43ZM42 228V229H43ZM46 228V227H45ZM47 228H49V227H47ZM59 228H57L58 230H59ZM215 228V227H214ZM263 228V227H262ZM10 229V228H9ZM41 229V230H42ZM54 229V228H53ZM200 229H202V228H200ZM211 229V228H210ZM225 229H227V227L225 228ZM232 230H233V228H231ZM230 229V230H231ZM4 230V229H3ZM37 230V229H36ZM48 230V229H47ZM51 230V229H50ZM54 230H56V227H55V229ZM54 230H52L54 233H55V231ZM229 230V231H230ZM262 230V229H261ZM260 230V231H261ZM15 231V230H14ZM57 231V230H56ZM198 231V230H197ZM218 231V230H217ZM224 231V230H223ZM226 231H228V229L226 230ZM52 232V233H53ZM206 232H207V230H206ZM210 232V231H209ZM246 232V231H245ZM244 232V233H245ZM264 232V231H263ZM4 233V232H3ZM26 233V232H25ZM41 234H42V231L40 232ZM73 233V234H72ZM197 233V232H196ZM199 233H200V231H199ZM212 233V232H211ZM243 233V232H242ZM261 233V232H260ZM5 235H7V233H4ZM4 234H3V236H4ZM19 234V233H18ZM18 234H16V235H18ZM24 234V233H23ZM57 234H58V232H57ZM213 234H215V232L213 233ZM212 234V235H213ZM12 235V234H11ZM15 235V234H14ZM43 235V234H42ZM52 235V234H51ZM187 235V234H186ZM224 235V234H223ZM248 235V234H247ZM246 235V236H247ZM260 235V234H259ZM9 236V235H8ZM198 236V235H197ZM226 236H228V235H226ZM229 236H230V234H229ZM232 236V235H231ZM241 236H243V234L241 235ZM246 236H245V238H246ZM251 236V235H250ZM264 236V235H263ZM25 237V236H24ZM52 237H53V235H52ZM222 237V236H221ZM249 237V236H248ZM11 238V237H10ZM31 238V237H30ZM47 238V237H46ZM150 238V237H149ZM190 238V237H189ZM210 238V237H209ZM213 238V237H212ZM220 238V235H219V237H218V239ZM223 238V237H222ZM239 238V237H238ZM251 238V237H250ZM7 239V238H6ZM20 239V238H19ZM44 238H42V240H43ZM53 239V238H52ZM54 239H55V237H54ZM195 239V238H194ZM197 239V238H196ZM215 239H217V238H215ZM38 240H39V238H38ZM42 240H39V241H42ZM57 240V239H56ZM154 240V239H153ZM213 240V239H212ZM226 240V239H225ZM45 241H46V239H45ZM44 241V242H45ZM138 241V240H137ZM142 241H143V239H142ZM141 241V242H142ZM150 241V240H149ZM152 241V240H151ZM150 241V242H151ZM172 241V240H171ZM219 241H220V239H219ZM241 241V240H240ZM243 241V240H242ZM240 242V243H244V241L243 242ZM250 241V240H249ZM23 242V241H22ZM31 242V241H30ZM46 242H48V241H46ZM146 242V241H145ZM158 242V241H157ZM168 242V241H167ZM212 242V241H211ZM216 242V241H215ZM238 242H239V240H238ZM8 243H11V242H8ZM8 243L4 240V239H2L1 237H0V264H25L23 261L24 260H21V259H19L18 258V255L12 250V248H11V246H9V245H11V244H9L8 245ZM138 243H140V242H138ZM149 243V242H148ZM154 243H156L155 241H154ZM217 243H218V241H217ZM240 243H239V245L238 246H240ZM246 243V242H245ZM244 243V244H245ZM254 243V242H253ZM263 243V242H262ZM22 244V243H21ZM34 244V243H33ZM40 244V243H39ZM43 244H45V243H43ZM47 244V243H46ZM143 244V243H142ZM144 244H146V243H144ZM153 244V243H152ZM199 244H200V242H199ZM213 244V243H212ZM244 244H241L242 246H241V248L242 249H244L245 250V247L243 248V245ZM248 244V243H247ZM247 244H245L246 246H247ZM28 245V244H27ZM48 245V244H47ZM46 245V246H47ZM52 245V244H51ZM187 245V244H186ZM189 245H190V243H189ZM244 245V246H245ZM249 245H251V243L249 244ZM254 245V244H253ZM33 246V245H32ZM45 246V245H44ZM49 246V245H48ZM133 246V245H132ZM131 246V247H132ZM140 246H142V245H140ZM198 246V245H197ZM205 246V245H204ZM259 246V245H258ZM261 246V245H260ZM264 246V245H263ZM40 247H41V245H40ZM50 247V246H49ZM143 247H144V245H143ZM146 247V246H145ZM150 247V246H149ZM154 247V246H153ZM209 247V246H208ZM249 247V246H248ZM147 248V247H146ZM155 248V247H154ZM247 248V247H246ZM18 249V248H17ZM26 249V248H25ZM37 249V248H36ZM43 249H41L42 251H44ZM165 249V248H164ZM24 250V249H23ZM27 250V249H26ZM40 250V251H41ZM133 250V249H132ZM154 250V249H153ZM159 250V249H158ZM168 250V249H167ZM22 251V250H21ZM134 251H136V249L134 250ZM139 251V250H138ZM157 251V250H156ZM164 251V250H163ZM243 251V250H242ZM242 251H241V253H242ZM246 251V250H245ZM248 248H247V253L245 252L244 253V251H243V254L244 255H248V254H250V253H248ZM36 252H38V251H36ZM123 252V253H124ZM153 252V251H152ZM162 252V251H161ZM167 252V251H166ZM126 253H128V251L126 252ZM157 253V252H156ZM172 253V252H171ZM120 254V253H119ZM161 254H163V253H161ZM167 255V254H166ZM20 256H21V254H20ZM115 256H116V254H115ZM122 256V255H121ZM126 255H124V257H125ZM168 256V255H167ZM117 257H119L118 255H117ZM120 258V257H119ZM22 259H24V258H22ZM118 259V258H117ZM121 261H123V260H121ZM28 262V261H27ZM111 262V261H110ZM112 262H113V260H112ZM116 262H118V261H116ZM28 263H30V261L28 262ZM36 263H37V261H36ZM35 263V264H36ZM119 263V262H118ZM31 264H34L33 262L31 263ZM100 264H102V263H100ZM105 264H106V262H105ZM112 264V263H111ZM115 264V263H114ZM120 264H128V261L127 260H124L123 262H120Z\"/></svg>","mask_w":264,"mask_h":264}]
</instances>
